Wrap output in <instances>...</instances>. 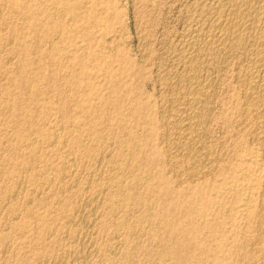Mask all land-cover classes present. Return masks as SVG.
Returning a JSON list of instances; mask_svg holds the SVG:
<instances>
[{
    "label": "rangeland",
    "instance_id": "1",
    "mask_svg": "<svg viewBox=\"0 0 264 264\" xmlns=\"http://www.w3.org/2000/svg\"><path fill=\"white\" fill-rule=\"evenodd\" d=\"M29 1L30 0H28V1L27 0H15L14 6L17 5V7H13V9H12V11L15 14H13V15L10 14L9 17L12 16L10 18L6 15L5 19H8V20L10 19V21L5 20L1 24L2 26L5 25L4 27H1V25H0V29H1L0 30L1 31L0 37L2 38V40L0 38V41L2 42V43L0 42V44H2V45H0V50L2 52L3 51H5V52L9 51L8 53L11 52V55L7 54V52H6L7 55L4 53V55H5L4 56L3 54H1L2 52L0 51V57H2V58H0V60H5V58L8 55H10L9 57H7L6 61H4V62L0 61L1 62L0 63V70H1L0 75H2V76H0V80L2 81V78L5 76L3 78V81L2 82L0 81V85L2 86V87L0 86V92H4L7 99L9 98L10 100L9 99L8 100L11 101V102H9L8 100H7V102L6 101L2 102V100L0 101L1 102L0 108H2V109H0V118H1L0 119V126H1L0 131H2V132H0V137H1L0 138V159L2 161H4V159H5V161L9 160L8 162H3L7 165L3 164L0 161L1 162L0 163V169H1L0 170V181H1L0 182V209H1L0 210V261H5V262H3L4 264L5 263L8 264L7 261L9 262V264H17V261H20V259L23 258V261L22 260L20 261L21 263H23L24 258H27L26 253L28 251H31L32 249L33 250L31 251L32 252L31 255L32 254L35 255L36 253H39V251H41V253H42L45 250L44 247L47 245L48 246L46 249L50 248V249L57 250L58 248L60 249L62 246H64V248H65L64 240L62 239V241L64 242L63 243L61 241V239L58 238V236H61L62 238H64L65 233H64L63 229L67 225L68 227L71 226L72 231L75 228H77V229L79 228V230H81V231L83 230L82 232L84 234H82V235H84L86 238L84 236H82V239L85 238L87 240V242L88 241L90 242V240H91V241L95 242V247L97 246L96 248L100 247L98 249V251H99L100 255L102 254V256H100V255L99 256L102 257L100 259H102V261H104L103 262L104 264H106V263L110 264L112 262H113V264H121V263L125 264L127 262L128 263L130 262L131 264L132 263L133 264H175V263L176 264H253L254 262H255V264H262L263 259L259 260L258 255L252 254V253H254L252 251V248H251V246H253V245H249V244H251L253 242V241H250V239L252 240V238H253L252 236H254L257 233V230H256L257 228L253 229V227H256L258 224V219H257L258 215L257 214H259V213H257V209L260 210L263 208V203H262L263 196H261V194H263L262 192H264V190H263L264 189V148H263L264 147V133H262L264 128L261 124L259 126V123L257 124L253 120L251 114L246 115L247 117L243 118V116L245 114H243L244 111H243V107L241 106L242 105L241 87L238 86L239 84L236 83L237 79H238L237 78L238 73L241 71L240 68L242 67V65L244 63V57H243V54L241 52H238V51L236 52V50H235L232 52L230 51L231 53H229V49H225L226 51L224 50V52L220 53L223 56L221 55L222 57H220V54H219L217 56V58L215 59L216 61L214 60L216 62V64H215V62H213V64H212L213 66H211L210 70L206 73L208 75V77H207L208 81L211 84V85H209L210 87L208 88V93H207V94H209L208 99H207V101H208V116H209L208 120L209 121H207L206 123L199 124L197 126L198 131H196V129H195L193 134H191L190 136H183L184 139H180L178 142L175 141L176 140L175 138H172V139H174L173 144H175V142H177L181 146V148L183 147L182 151L180 150L181 154L184 151V153L182 155L187 154V156H188L189 154H191L188 157H186V155H185L187 161H185L184 163H179V162L177 163L175 160L173 161V159L169 158L168 155L165 156V154H168V153H166L168 151H165L166 150L165 147L168 148L167 147V140H166L167 135H166V131H165L167 127L164 125L165 123H163V122H165V120L167 118H170V119L175 118V117H173V114H172L173 111L171 110L174 107L170 106V105H173L170 100L173 97L172 96L173 91H174L173 88H175V87L177 88V86H178V88L181 89L180 84H177V86H176L174 82H172L171 80H170L171 81L170 82L168 80V77H169L168 74L166 75L167 70H168L167 68L170 64L169 54L177 48V42L179 43L178 40L182 38V34L184 35V32L186 31L188 25L191 23L190 25L192 27L194 26L195 20L191 19V15L195 16L194 18L197 20L198 19L197 13H199L200 7L201 8L204 7V9H206V10L208 9L207 12L210 13L212 11L210 9V7L215 5L214 4L215 1L214 0H208V1L207 0H106V2H105V0L104 1L103 0H87V1L85 0V2H84V0H79V1L77 0L78 2L77 1L75 2L74 0H71V1L68 0L69 3L71 2L72 5H70L67 0H59L60 2L58 0H55L54 2H53V0H47L50 2H46V0H43L45 3H43L42 0H32L31 2H29ZM33 1H35V2L33 3ZM63 1H65V2H63ZM188 1H191L193 3H191V2L189 3ZM211 1H213L211 3L212 5L210 4ZM66 2H67V4L64 5V3H66ZM79 2L82 4L80 5ZM86 2L87 3L90 2L89 3L90 5L89 4L87 5ZM73 3H75V4H73ZM77 3L80 5V7H82L81 9ZM44 4H46L48 6L51 5V7H49V9H48V7H44L45 6ZM55 4L58 6H56ZM73 5H75L74 6L75 9L71 8V6H73ZM82 5H84V6L86 5V6L84 7ZM193 6L197 7V8H194L195 11L199 8L197 10L198 12L196 11V15L192 14V13H190L188 15L187 10L189 9V7L191 8ZM54 7L56 9L57 8L59 9V10L57 9L59 11V15L57 14L58 11ZM87 7L89 8V10ZM50 8H54L57 12L53 13V12H55V10L53 9V12H52V10ZM76 8H78V10L79 9L80 10L78 11V10H76ZM15 9L18 10V11L16 10L18 13L15 11ZM38 10H39V12H38ZM40 10H42L43 13ZM45 11H46V13H45ZM62 11H66V12L68 11V13L62 12ZM74 11H75V13H74ZM83 11H84V13L82 14ZM105 11H106V13H105ZM76 12L81 13L83 16L79 13H76ZM207 12L205 13V16L203 17L205 19L207 16ZM33 13H35V14L32 15ZM49 13H51V14H49ZM212 13L214 14V11H212ZM37 14L40 16H38ZM41 14H44L45 16L42 15L43 17H41ZM53 14L55 16L56 15L57 16L56 17L52 16ZM60 14H62L63 16L61 17ZM77 14H79V15H77ZM17 15L18 16L22 15L23 18L18 17ZM13 16H14V18H13ZM31 16H33V17H31ZM35 16H37V17H35ZM48 16L50 17V19H48ZM16 17H17L16 21L22 22V20H23V22L22 23L21 22L15 23ZM38 17H39V19H38ZM45 17H46V19H45ZM86 17H87V19H86ZM91 17H93V18H91ZM11 18H13L12 20H13L14 24L11 23L12 22ZM20 18H21V20H20ZM24 18L27 19V21ZM31 18L33 20H31ZM54 18H56V19H54ZM57 18L59 20L60 19L61 20L59 21ZM78 18H80V19H78ZM34 19L36 20V24H35ZM41 19L42 20L44 19V21H43L44 23L42 22ZM24 20H25V22H24ZM51 20H52V22H51ZM55 20H58L60 22V24H59V22L55 23L56 22ZM62 20H63V23H62ZM28 21H29V24L25 25V23H28ZM46 21H48L49 24H46L47 23ZM94 21H96V22H94ZM9 22H10V24H9ZM53 22H54V24L51 25ZM91 22L94 23L95 25L93 26ZM39 23H41V24L43 23L42 24L43 26ZM84 23H86L85 24L86 26L84 25ZM22 24L25 27H22L23 26ZM87 24H88V26H87ZM19 25H22V26H19ZM27 25H29V26L27 27ZM34 25H35V27H34ZM36 25H38L37 27L39 29L36 28ZM45 25L46 26L50 25V29L52 30V32H51L52 34L49 32V31H51L49 28L44 27ZM58 26H60V27L62 26V28H60ZM5 27H7L9 29H7ZM15 27H19V28H15ZM82 27H84V29L88 28V30L84 31V29ZM90 27H92V29ZM2 28H3V30H2ZM5 29L11 33H14V35L16 33L15 37L13 34H12L13 37L11 34H8L9 32L6 31ZM11 29H12V31H11ZM18 29L21 30V32H19ZM23 29H25V30H23ZM26 29H27V31H26ZM31 29H32V31H31ZM28 30H30V31H28ZM45 30H49V31H45ZM60 30L63 31L64 33L63 32L60 33ZM16 31L19 32L20 34H18ZM38 31H40L41 33H39ZM43 31H45V34L48 33L49 35H54L53 37L56 38L57 42H55L56 40L52 37L50 39V36L45 37L47 35H45L44 33L42 34ZM57 31H59V32L57 33ZM34 32L35 33L37 32L38 34L37 33L35 34ZM6 33H7V36H5ZM59 33L61 34V36ZM25 35H27V36H25ZM35 35H36V37H35ZM39 35H41V37L44 39L39 37ZM58 35L60 36V38H58L59 37ZM90 35H91V37H90ZM21 37H25V38L21 39ZM27 38H29L28 40L30 42L29 41L25 42V40H27ZM39 38L42 41L44 40V42L47 41V43H49V44H46V43H43L42 41H39ZM3 39H5V40H3ZM9 40H10V42H9ZM34 41H36V43ZM39 42H41L43 44H41ZM12 43H15V44L12 45ZM17 43L18 44L21 43L20 46H22V48L19 45H16ZM26 43H27V46H29L28 48L26 46ZM37 43H38V46H37ZM54 43H55V45L57 44L56 46H58V45L59 46L56 47L54 45ZM59 43L62 45H60ZM49 45H52V46L49 47ZM6 46H8L10 48V50H8L9 48H6ZM15 46H17V48ZM51 47H52V50H50ZM55 47L60 51H58ZM5 48H6V50H4ZM13 48H16L15 51L17 52V54H16V52L13 53V51H14ZM31 48H32V51H31ZM37 48L38 49L40 48V49L38 50ZM22 49H23V51H26L27 53H28V51H30V52L25 56L26 52H25V54L23 52H21ZM36 49L40 52H38ZM54 49L56 50V52ZM34 51H35V53H34ZM52 51H54V52H52ZM32 52L34 53L35 56H33ZM50 52L52 53V57H49V56H51ZM44 53H46V55H44ZM54 53L56 54L57 57L54 55ZM36 54H37V56H36ZM18 55H19V57L21 56V58H18V59L15 58V57H18ZM22 55L24 56V58ZM53 55L56 58V60L53 59ZM45 56H46V58L43 59V57H45ZM26 57H28V58H26ZM38 57L40 58V61H39ZM33 58H34L36 63L38 62L37 63L38 65H36ZM51 58L53 59V62H54V60H55V62L60 60V62H56L57 64L59 63L58 64L59 66L56 63H53V64H50L51 67H48L47 64L50 61H51L50 63H52ZM27 59H29V61ZM23 60H25V62H27V63L29 62V64L32 63V66H33V63H35L34 65L37 67H32L30 65L29 67H25L23 69V66H22V62H24ZM242 61H243V63H242ZM5 62H7V63H5ZM18 62H21V63L18 64ZM8 63H9V65H11L10 67H9ZM5 64H7L6 65L7 67L5 66ZM14 64H16L18 66L21 65V66L18 67ZM55 64L58 67L57 66L55 67ZM122 65H123V68H121ZM1 67H4L6 69H4V68L2 69ZM11 67L12 68L14 67V68L12 69ZM21 67H22V69H21ZM31 68L34 71L30 72L29 70H31ZM33 68H36V69H33ZM42 68H44V69H42ZM48 68H51L52 73H53V69L57 70V72L55 73V71H54V74L50 75L51 72H50V69H48ZM18 69L21 72H19ZM124 69H126V70H124ZM131 69H132V71H131ZM3 70H5V72L6 71H9V72H7L5 74V72ZM23 71L26 73L30 72L31 74L33 72V75H37V77H39V78L42 77V73H45V77L40 78L42 80H39V82L40 81L41 82L40 83L37 82L38 83L37 84L36 82H33L35 80L25 77V73ZM81 71L84 72L85 76H84V74H82L83 72H81ZM48 72H49V74H48ZM124 72L126 74H124ZM9 73H12V76H10L11 74H9ZM20 73H22V74H20ZM75 73H76V75H74ZM121 73H122V76L116 77L117 75H121ZM3 74H5V75L3 76ZM17 75L19 76L20 79L18 78ZM46 75H48V76L50 75V76L48 77ZM77 75H78V79H79L78 82H75L77 84H70L69 85V84L65 83L66 81H67V83H73V81L77 80V78H76ZM127 76H129V77H127ZM204 76L206 77V75H204ZM9 77L10 78L12 77V78L10 79ZM14 77L16 78L15 80L13 79ZM22 77H23V79L26 78L25 80H27V81L24 82V80H22ZM54 77H56V78H54ZM74 77L76 80L74 79ZM51 78L55 79V80L53 79L54 82L52 81ZM115 78H117V79H115ZM48 79H50L51 81L49 82ZM65 79H67V80H65ZM114 79H115V81H114V83H112ZM4 80H6V81L4 82ZM31 80H33V81H31ZM64 80H65V82H64ZM9 81L12 83H10ZM18 81H20V82H18ZM79 81H80V83H79ZM23 82H24L25 86H24ZM63 82L65 83V85H63L64 84ZM2 83L4 85L9 83L8 86L10 85L11 88L8 87L7 85H5L7 87H4V85ZM19 83H21V85ZM26 83H28V84H26ZM13 84H15V85H13ZM39 84L40 85L42 84V86H40ZM59 84H61L63 86H60ZM185 84H186V82H185ZM27 85H28V87H27ZM30 85H32V87ZM43 85H45V87L47 86L46 88L47 89L49 88V91L47 89H44L45 87ZM48 85L49 86L51 85L53 88L51 86L49 87ZM66 85H68L69 87ZM119 85L122 86L123 89H121L122 87H120ZM22 86L25 88H23ZM59 86L62 87L63 91L65 90V93L68 94V97H66L67 95L64 94L65 98H63V96H64L62 94L63 91L61 90V88H59ZM15 87H16V89H15ZM39 87H40V89H39ZM54 87H56L57 90ZM63 87H64V89H63ZM129 87H130V89H129ZM31 88H33V89H31ZM116 88L123 91V92L120 91L121 93L117 92V94H116L115 91H119V90H116ZM4 89L5 90L11 89V90L5 92ZM17 89L20 90L21 92L20 91L18 92ZM35 89H36V91H35ZM67 89H69V90H67ZM124 89H125V91H124ZM127 89H129V90H127ZM15 90H17V91H15ZM28 90H30L29 92H31L32 94L34 91L37 93V99L36 100L30 99L32 97V94H30L28 92ZM45 90H47V91H45ZM71 90H72V92H71ZM11 91H14V92H11ZM171 91H172V93H171ZM17 92H18V94H17ZM41 92L44 94L41 95L42 94ZM48 92H50V93L48 94ZM8 93H10V94H8ZM21 93L23 94L22 99H21V95H22ZM58 93H59V95H58ZM38 94H40L41 96H38ZM56 94L58 96H56ZM60 94H62L63 96ZM112 94H116V98ZM1 96H4L3 93H0V98H1ZM18 96H20V97H18ZM59 96H60L61 101H60V99H57V98H59ZM41 97H42V99H41ZM15 98H17V99H15ZM18 99L21 100L22 102H23V100H25L24 103L26 105L27 104L28 105L30 104L31 106L33 105L32 107L29 105L31 107V109H33V110L29 109L30 107L28 106L29 111L30 110L32 111V112L30 111L32 113L31 118H33L35 116L38 117L39 116V115H37L38 111H39L38 114H40L42 111V113H44V115L41 113L42 115L40 114L41 116L38 117L39 120H38V118L35 117V118H33V120L31 119L29 121V122L32 121V123H27L28 121H27L26 115L29 114L30 112L27 113L28 109L24 103L21 104V101H20L21 106L20 105L18 106V103H19ZM38 99L39 100L41 99V100L39 101ZM26 100H27V102H26ZM31 100H32V104H31ZM64 100H67V101H64ZM5 102H6V104H5ZM33 102H34V104H33ZM43 102L46 104V105L44 104V106H47V107L49 106L48 107L49 109L47 107H45V109H47L48 112L44 109V106L42 105ZM2 103H4V104H2ZM35 103H37L36 106H35ZM65 104L68 105V107ZM104 104H106V105H104ZM119 104H121V105L119 106ZM7 106H8V109L9 108L11 109V110L9 109L11 112H8V109H5V108H7ZM34 106H35V108H34ZM117 106H118V108H117ZM134 106L136 109L134 108ZM18 107H20V108L23 107L22 108L23 112L20 111V109ZM129 107H131L133 109H131ZM239 107H240V109H239ZM63 108H65V109H63ZM169 108H171V109H169ZM3 109H4V111H3ZM35 110H37V111H35ZM101 110H103V111H101ZM163 110L167 111L166 114H164V115H163V113H164ZM240 110L242 112H240ZM60 111H62V112L60 113ZM17 112H18V115H17ZM34 112H36V113L33 116ZM9 113H11V114L9 115ZM161 113H162V115H161ZM22 114H26V115L22 116ZM13 115H15V116H13ZM59 115H60V118H59ZM17 116L18 117L21 116V118L23 117L22 119L19 118L21 123L18 121V124H17V120H16ZM44 116H45V118H44ZM69 116L71 117L70 120H69V118H70ZM164 116H167V117H164ZM46 117L47 118L49 117V118L47 119ZM66 117H68V119ZM72 118L73 119L75 118V119L72 120ZM248 118H250V119L248 120ZM12 119H13V121H12ZM35 119H36V122H35ZM43 119H45L46 122ZM241 119L243 120L244 123L241 122ZM245 119L247 120V122ZM21 120L22 121L24 120V121L22 122ZM62 120H63V122H61ZM71 120H72V122L75 121V122H73L74 123L73 127L71 124L70 125L68 124L69 121H71ZM11 121L13 124H11ZM171 121L173 123V120H171ZM250 121H251V123H250ZM253 121L255 124L254 126L252 123ZM49 122H50V124H49ZM22 123H24V124H22ZM35 123H38V126ZM247 123H248V125H247ZM21 124L24 125V127ZM155 124H156V126H155ZM43 125L44 126L46 125L47 127H44ZM49 125H51L50 127H53V128H51L52 130L49 128ZM78 125H79V127H80V125L81 126L83 125V127H80V130H82V131H76L77 128L79 130ZM244 125L246 127L249 126L248 127L249 129L245 132H244V129H247V128ZM250 125H251V127H250ZM27 126H28V130H26ZM39 126H41L40 128L44 127L43 129H45V130L47 128H48L47 129L48 131L51 130V133L54 135V138H55L54 139L55 142L52 145H51V143L43 140V138H41L42 137L41 135L39 137L38 132H36L37 129H39ZM255 126H257V127H255ZM90 127H91V130H90ZM13 128H14V130H16L15 131L16 134L14 133ZM24 128H25V130H24ZM95 128L97 131L95 130ZM250 128L252 130L251 132H249ZM255 129L256 130L261 129L260 132L258 131L259 134L261 133V135H259L258 132H254ZM29 130H32V132H30ZM69 130H70V132H69ZM72 130H73V132L74 131H76V132L73 133ZM129 130H131V131H129ZM162 130H164L165 134L163 133ZM20 131H22V132L20 133ZM24 131H26V132L29 131L28 136L31 135L30 136L31 138L27 136L26 132H25L26 135H24ZM3 132L5 133V135ZM67 132H69V133L67 134ZM149 132H151V133H149ZM22 133H23V135H22ZM76 133H78L80 135H78ZM251 133H252V135H251ZM245 134H247V135H245ZM254 134H257V135H254ZM64 135L66 137L68 136L67 139H68V141L70 140L69 142L67 141V139ZM199 135H201V136H199ZM18 136H20V137H18ZM24 136H26L27 139L29 138L28 139L29 141L26 138L25 139L27 141L25 139H23ZM58 136H59V138H57ZM97 136H99L101 139H99V137H97ZM261 136L263 137V139ZM90 137H91V139H90ZM161 137H162V139L160 140ZM196 137H198V138H196ZM79 138H82V139H79ZM117 138H122V139H117ZM188 138L190 140H187ZM20 139L23 140L22 143H21ZM57 139L58 140L60 139L58 142L61 141V143H59L60 146L58 145ZM75 139L80 140V144H82V146L85 149L82 150L81 149L82 147H80L81 146L80 144H79L80 146H75V148L77 147L75 149L73 147L74 146L73 143L76 141ZM254 139H256V140H254ZM5 140H7V141H5ZM81 140H82V143H81ZM42 141H43V143H42ZM65 141L69 145H67L65 143ZM71 141L72 142L74 141V142L71 143ZM6 142H7V144H6ZM123 142H124V144L121 145V147H119L120 144H122ZM28 143H30V144L27 145ZM164 143H165V145H164ZM177 143L175 145H178ZM190 143L193 144L194 146H192ZM10 144H11V146L9 147ZM72 144H73V146H72ZM33 145L34 146L37 145L38 147L37 146L36 147L38 149L36 147H33ZM70 145H71V147H69ZM88 145H89V147H88ZM262 145H263V147H262ZM28 146H31V148L29 147L31 151H29ZM92 146L94 149L92 148L93 150L92 149L90 150L89 148H91ZM68 147L70 149H68ZM184 147H185V150H184ZM188 147H190V148L187 149ZM16 148L19 151H17ZM34 148H36V149H34ZM191 148H192L193 152L191 151ZM32 149L34 151H32ZM121 149L123 152L121 151ZM136 149H137V151H136ZM14 150L17 151L16 152L17 155L15 154ZM36 150H37V152H36ZM81 150H82V152L84 151L85 154H84V152L82 153ZM86 150H87V152H86ZM27 151H29V152H27ZM91 151H93L92 154L90 153ZM38 152L42 155H39ZM132 152H134L133 155H132ZM12 153H13V155H12ZM34 153L36 154V156L39 157L38 159ZM81 153L83 154V156L81 155ZM116 153L118 154V156H116L117 155ZM26 154H27V156H26ZM30 155H32L33 157H31ZM121 155H123L125 157H122ZM8 156L10 157V159H8L9 158ZM40 156H42L41 159H40ZM190 156H192V157L190 158ZM14 157L16 158L15 160H14ZM28 157L37 159L36 161H33V165L35 164L34 166L31 164L30 165L31 167H29L26 164L25 158L28 159ZM107 157H108V159H107ZM195 158H197V159H195ZM168 159H171V160H168ZM19 161H20V164H19ZM61 161H63V162H61ZM109 161H114V162H109ZM116 161H117V163H116ZM210 161H212V162H210ZM17 162H18V164H17ZM199 162H200V164H199ZM208 162H210V163H208ZM113 163H116V164H113ZM204 163L205 164L207 163L209 165L207 170H206L207 164L204 165ZM60 164H63V165L65 164L69 167V172H70L69 174L70 175L68 174L67 176L68 177L72 176L75 180L73 187L70 188L69 190L66 189V192L64 189L65 187L62 186L63 184L60 185L59 182H58L59 184L57 183V174H58V169H59L58 166ZM118 164L120 165V167ZM139 164H141V165H139ZM19 165H20V167H19ZM14 166H16V167H14ZM25 166H27V168ZM146 166H148V167H146ZM52 167H53V169H52ZM199 167H202V169L200 168L201 169L200 171H199ZM21 168H22V170H21ZM99 168H100V170H99ZM32 169L35 171H31V172L32 173L34 172L35 176L37 175L36 176L37 178L40 176L38 179L36 178V180H34V181L29 179V177L33 176L30 172V170H32ZM37 169H38V172H37ZM44 169L47 171L48 175H47V173H45L46 171ZM208 169H210V170H208ZM217 169H218V171H217ZM204 170H206L205 171L206 174L204 173V176H202V174H199V172H204ZM52 171H53V173H52ZM114 171H116V174L118 171L117 176H116V174H114ZM193 171L196 174L192 173ZM28 172H30V173H28ZM207 173H209V174H207ZM113 174H114V176H113ZM192 174H195V175H192ZM132 175L133 176L135 175V176L133 177ZM189 175L192 177H188ZM47 176H49L50 179ZM75 176H76V178H75ZM109 176H110V178H109ZM68 177H66L64 180L70 181V178H68ZM111 177L113 179H111ZM131 177H133V178H131ZM159 177H161V178H159ZM135 178H137V179H135ZM21 181H22V183H21ZM129 181H131V182H129ZM174 182H175V184H174ZM17 183H19L18 187H17V185H15ZM115 183H116V185H115ZM132 183H133V185H132ZM129 184H131V185H129ZM144 184H146V185H144ZM58 186H60V187H58ZM61 186H62V188H61ZM140 186H142V187H140ZM39 187H41V189ZM188 187H189V189H188ZM99 189H102V190H99ZM135 191H136V193H135ZM168 192H170V193H168ZM40 193H42V194H40ZM96 193H97V195H96ZM156 193H159V195ZM60 194H62V195H60ZM113 194H115V195H113ZM111 195H113V197ZM135 195H137V196H135ZM172 195H174V196H172ZM107 197H111V198L107 199ZM123 197H125V198H123ZM131 197H133V198H131ZM162 197L165 200L164 199L159 200ZM128 198H130V199H128ZM174 198H175V200H174ZM27 199H29V200H27ZM66 199H67V202H66ZM73 199H75V200H73ZM154 199L156 200V202L154 201ZM107 200H109V202ZM69 201L72 203H70ZM148 201L150 203H148ZM37 202H39V204ZM81 202H83V203H81ZM9 203H11V204H9ZM58 203L59 204L61 203V205H59ZM151 203H153V204H151ZM154 203H156L155 204L156 206H153ZM42 204L44 205V207ZM64 204L67 207L64 206ZM70 204H71V206H70ZM179 204H181V205L178 206ZM170 205H171V207H170ZM148 206H150L151 208H149ZM166 206H167V208H166ZM112 207H114V208H112ZM94 208H97L96 210L98 211L96 213L97 215H95L96 219L99 218L97 220L98 222L96 221V219H91V218H93L91 213H92ZM110 208H111V212H110ZM178 208H179V210H178ZM25 209H26V211H25ZM59 209L61 211H58ZM62 209H64L65 211ZM27 210L31 211L32 213L38 212V215L40 216V214H41V217L37 216V213H34V216H33V214L31 212H28ZM33 210H34V212H33ZM108 210H109V212H108ZM151 210H152V212H151ZM161 210H163V211H161ZM127 211H128V213H127ZM60 212H62V213L60 214ZM158 212H159V214H158ZM183 212H185L186 215ZM15 213H16V215H15ZM172 213H174V214H172ZM147 214L148 215L150 214L149 217ZM162 214H163L164 218L166 217L164 220H163ZM164 214H166V216ZM76 215L78 217L77 219H76ZM250 215L252 218L249 217ZM31 216H33V217H31ZM80 216L81 217L86 216V217L83 219ZM150 216H151V218H150ZM159 216H161V217H159ZM169 216H171V217H169ZM35 217H36V219H35ZM103 217H104V219H103ZM167 217L170 219H167ZM39 218L40 219L42 218L43 222L38 220L40 222L39 223L37 221V219H39ZM46 218H47V220H45ZM180 218H181V220H179ZM33 219H35V220H33ZM48 219H51V220L49 221ZM150 219H152L153 221H151ZM174 219H176V220H174ZM4 220H6V222H4ZM24 220H26V221H24ZM52 220H53V222H52ZM99 220L101 221V223H99L100 222ZM102 220L105 221L103 223V225H101L103 222ZM171 220H172V222H171ZM17 221H19V222H17ZM47 221L50 224H48ZM253 221H255V222H253ZM71 222L72 223L77 222V225H76V223L72 224ZM81 222L83 223V225ZM106 222H108V223H106ZM197 222H198V224H197ZM250 223L252 224V226ZM23 224H25V225H23ZM41 224H43V226H41ZM53 224L55 225L56 229L54 227H53L54 229L52 228V226H54ZM113 224H115V225H113ZM164 224H165V226H164ZM171 224H174V225H171ZM9 225H10V227H9ZM21 225H23V226H21ZM37 225H38V227H37ZM49 225H50L51 229H50ZM72 225H73V227H72ZM74 225H75V227H74ZM168 225L169 226L171 225L170 228ZM40 226H41V228L39 229ZM109 226H110V228H112L111 230L108 229ZM155 226L157 228H155ZM172 226L174 227L173 229H172ZM178 226H179V228H178ZM18 227L22 231L20 229H18ZM83 227H84V229H83ZM99 227H101V228H99ZM124 228H126V229H124ZM143 228H144V230H143ZM154 228H155V230H154ZM160 228L162 231L160 230ZM166 228L169 232L166 230ZM24 229L26 231H24ZM163 229H164V231H163ZM171 229H172V231H170ZM37 230H39L41 233H37ZM54 230L56 231V233L53 232ZM60 230H63V232L61 233ZM96 230H98V231H96ZM175 230H178V231H175ZM180 230H181V233H180ZM245 230H246V232H245ZM42 231L43 232L45 231V232L43 233ZM57 231L59 233H61V235ZM103 231H105V232H103ZM153 231H155V232H153ZM89 232H90V234H88ZM252 232H253V235H252ZM42 233L44 235H42ZM54 233L56 234L58 239L54 238V236H55ZM167 233H168V235H167ZM38 234H41L42 236H40ZM62 235H64V236H62ZM24 236H25V238H24ZM37 236H39V237L37 238ZM5 237H7V238L5 239ZM41 237L43 238V242L41 240L42 239ZM119 237H120V239H119ZM172 237H173V239H172ZM175 237H176V239H175ZM36 238H37V240H36ZM168 239L171 240L172 242H169ZM39 240L42 244L39 242ZM73 240H70L71 247L75 244ZM184 240H187V242L188 241L190 242L189 243L190 245L188 247H185L182 245V243L186 242ZM2 241H4V242H2ZM36 241H37V243H36ZM104 241L106 242L105 244L107 245V247L104 244ZM177 241H180V242L176 243ZM245 241L246 242L248 241L247 246L244 245ZM193 242L195 244H193ZM52 243H53V245H52ZM54 243H58V244L60 243V245H58L60 247H57V244L54 245ZM161 243L162 244L166 243V244L162 245ZM172 243H174L175 245L174 244L172 245ZM49 244H50V246H49ZM179 244H181V245H179ZM199 244H200V246H198ZM202 244H204V245H202ZM137 245H138V247H137ZM177 245H179V246H177ZM102 246H104V248ZM36 247H37V249H36ZM152 247H153V249H152ZM159 247L163 250V252L161 249L157 250ZM192 247H194V248H192ZM18 248H19V250H18ZM40 248H41V250H40ZM167 248H169L170 250ZM191 248H192V250H190ZM38 249H39V251H38ZM104 249H105V251H104ZM143 249L145 251H143ZM154 249H156L155 251L156 252L158 251V252L157 253L154 252ZM171 249L172 250L174 249V250L171 251ZM178 249H180V251H178ZM100 251L103 253H101ZM152 251L154 254L152 253ZM250 251H251V253H250ZM165 252L167 253V255ZM191 252H192V254H191ZM8 254H9V256H8ZM151 254H153L154 256ZM155 254H157V256L160 254L159 258L156 257ZM103 255H105V257ZM111 255H112V257L114 255V257L112 258ZM115 255H117V257H119V258L115 257ZM161 255H162V257L165 256V258L160 259ZM241 255H243V256H241ZM253 255H254V257H253ZM1 256L2 257L4 256V258H2ZM134 256L135 257L137 256V257L134 258ZM5 257H7L8 259H5ZM106 257L108 259V262H107ZM125 257H127L126 260H125ZM104 258L106 261L104 260ZM114 258H115V260H114ZM241 258H242V261L244 263L241 261ZM127 259H130V261ZM164 259L167 262H165ZM245 259H248V260H245ZM249 259H251V260H249ZM252 260H255V261L251 262ZM161 261H162V263H161ZM173 261H174V263H173ZM240 261H241V263H240ZM258 262H260V263H258Z\"/></svg>",
    "mask_w": 264,
    "mask_h": 264
},
{
    "label": "bare ground",
    "instance_id": "2",
    "mask_svg": "<svg viewBox=\"0 0 264 264\" xmlns=\"http://www.w3.org/2000/svg\"><path fill=\"white\" fill-rule=\"evenodd\" d=\"M28 1V0H27ZM32 0H30L29 2H31ZM43 1V0H42ZM55 0H53V2H54ZM59 1V0H58ZM57 1V2H58ZM68 1V0H67ZM69 1H71V0H69ZM69 1H68V3H69ZM75 2L77 1V0H74ZM73 1V2H74ZM79 1V0H78ZM77 1V2H78ZM87 1V0H86ZM104 1V0H103ZM208 1V0H207ZM215 1V5L214 6H212V7H210V9L212 10V11H214V14L212 13V11L210 12V13H208L207 11H208V9L206 10V9H204V7L203 8H201L200 6V11H199V13H197L198 14V19L196 20L194 17L195 16H192L191 15V19H194L195 20V24H194V26L192 27L190 24L188 25V27H187V29H186V31L184 32V35L182 34V38L181 39H179L178 41H179V43L177 42V48L174 50V51H172L170 54H169V56H170V64H169V66H168V70H167V73H166V75L168 74V80L170 81H172V82H174L175 83V85L177 86V84H180V88L181 89H179L178 88V86H177V88L175 87V88H173L174 89V91H173V94H172V99L170 100L171 101V103L173 104V105H170V106H172V107H174L173 109H171V108H169V109H171L172 111H173V117H175V118H173V119H170V118H167L166 120H165V122H163V123H165L164 125L167 127L166 128V135H167V147L168 148H166L165 147V151H168V152H166V153H168V154H165V156H167L168 155V157L169 158H171V159H173V161L175 160L177 163L179 162V163H184L185 161H187V159H186V157H188L189 155H191V154H189L188 156H187V154H184V155H182L183 153H184V151L182 152V154H181V151H182V148H181V146L177 143L180 139H184L183 138V136H190L191 134H193V132L195 131V129H196V131H198L197 130V126L199 125V124H202V123H206L207 121H209L208 120V101H207V99H208V95L209 94H207L208 93V88L210 87L209 85H211L210 83H209V81H208V75L206 74L209 70H210V67L211 66H213L212 64H213V62H215L216 60V58H217V56L220 54V53H222V52H224V50L225 49H229V53H231L232 51H235L236 50V52L238 51V52H241L242 54H243V57H244V63H243V61H242V63H243V65H242V67L240 68L241 69V71L238 73V79H237V84H239L238 86H240L241 87V97H242V107H243V114H245L244 116H243V118L245 117H247L246 115H250L251 114V116H252V118H253V120L258 124L259 123V126H260V124L263 126V128H264V0H214ZM15 2V0H0V25L5 21V20H8V19H5V16L7 15L8 17H9V15L10 14H15L13 11H12V9H13V7H17V5L16 6H14V3ZM35 1H33V3H34ZM41 2V1H40ZM46 2H50V1H47L46 0ZM60 2V1H59ZM62 2V1H61ZM63 2H65V1H63ZM82 2V1H81ZM84 2H85V0H84ZM105 2H106V0H105ZM189 3L191 2V1H188ZM213 1H211L210 2V4L212 3ZM39 3V2H38ZM43 3H45L44 1H43ZM80 3V2H79ZM87 3V2H86ZM90 2H88L87 3V5L89 4ZM191 3H193V2H191ZM50 4V3H49ZM52 4V3H51ZM60 4V3H59ZM65 4H67V2L66 3H64V5ZM70 5H72L71 4V2L69 3ZM73 4H75V3H73ZM78 4V3H77ZM82 3H80V5H81ZM195 4V3H194ZM207 4V3H206ZM23 5V4H22ZM41 5V4H40ZM45 6L44 7H48V9H49V7H51V5L50 6H48V5H46V4H44ZM56 5V4H55ZM79 5V4H78ZM77 5V6H78ZM80 5H79V7H80ZM90 5V4H89ZM94 5V4H93ZM99 5V4H98ZM205 5V4H204ZM212 5V4H211ZM210 5V6H211ZM34 6V5H33ZM56 6H58V5H56ZM60 6V5H59ZM68 6V5H67ZM75 5H73V6H71V8H74L75 9V7H74ZM82 6H84V5H82ZM86 6V5H85ZM84 6V7H85ZM197 6V5H196ZM203 6V5H202ZM26 7V6H25ZM32 7V6H31ZM42 7V6H41ZM66 7V6H65ZM83 7V8H84ZM114 7V6H113ZM55 8V7H54ZM54 8H50L51 10H52V12H53V9ZM82 7H80V9H81ZM88 8V7H87ZM194 8H197V7H195V6H193V7H189V9L187 10V12H188V15L190 14V13H192V14H195L196 15V11L199 9H197L196 11L194 10ZM32 9V8H31ZM56 9V8H55ZM54 9V10H55ZM58 9V8H57ZM56 9V10H57ZM70 9V8H69ZM79 9V10H80ZM17 9H15V11H16ZM24 10V9H23ZM22 10V11H23ZM26 10V9H25ZM45 10V9H44ZM50 10V11H51ZM55 10V12H53V13H56L57 11ZM63 10V9H62ZM66 10V9H65ZM76 10H78V8H76ZM75 10V11H76ZM78 10V11H79ZM88 10H89V8H88ZM99 10V9H98ZM18 11V10H17ZM16 11V12H17ZM28 11V10H27ZM42 13H43V11L42 10H40ZM61 11V10H60ZM70 11V10H69ZM75 11H74V13H75ZM86 11V10H85ZM107 11V10H106ZM106 11H105V13H106ZM13 12V13H12ZM38 12H39V10H38ZM40 12V13H41ZM48 12V11H47ZM62 12H66V11H62ZM198 12V11H197ZM207 12V16H206V19L205 18H203L204 16H205V13ZM18 13V12H17ZM21 13V12H20ZM45 13H46V11H45ZM44 13V14H45ZM61 13V12H60ZM66 13H68V11L66 12ZM76 13H79V12H76ZM84 13V11L82 12V14ZM213 15H212V14ZM35 13H33L32 15H34ZM44 14H41V17H43L42 15H44ZM49 14H51V13H49ZM57 14L59 15V11L57 12ZM65 14V13H64ZM79 14H81V13H79ZM79 14H77V15H79ZM81 14V15H82ZM210 14V15H209ZM38 15V14H37ZM46 15V14H45ZM44 15V16H45ZM76 15V14H75ZM88 15V14H87ZM86 15V16H87ZM104 15V14H103ZM187 15V16H188ZM15 16V15H14ZM14 16H13V18H14ZM18 16V15H17ZM38 16H40V15H38ZM51 16V15H50ZM52 16H55L54 14L52 15ZM57 16V15H56ZM55 16V17H56ZM60 16L62 17L63 15L62 14H60ZM83 16V15H82ZM92 16V15H91ZM96 16V15H95ZM100 16V15H99ZM98 16V17H99ZM10 17H12V16H10ZM9 17V18H10ZM18 17H22V15L20 16H18ZM27 17V16H26ZM31 17H33V16H31ZM35 17H37V16H35ZM47 17V16H46ZM46 17H45V19H46ZM59 17V16H58ZM60 17V18H61ZM78 17V16H77ZM76 17V18H77ZM85 17V16H84ZM13 18H11V20L13 19ZM23 18V17H22ZM29 18V17H28ZM75 18V19H76ZM89 18V17H88ZM91 18H93V17H91ZM25 19V18H24ZM38 19H39V17H38ZM48 19H50V17L48 16ZM53 19V18H52ZM54 19H56V18H54ZM58 19V18H57ZM62 19V18H61ZM60 19V20H61ZM73 19V18H72ZM78 19H80V18H78ZM86 19H87V17H86ZM95 19V18H94ZM188 19V18H187ZM17 20V17L15 18V21ZM20 20H21V18H20ZM26 21H27V19H25ZM25 20H24V22H25ZM31 20H33L32 18H31ZM35 20V19H34ZM42 20V19H41ZM59 20V19H58ZM58 20H55L56 22L55 23H57V22H59ZM98 20V19H97ZM190 20V19H189ZM188 20V21H189ZM8 21H10V19L8 20ZM30 21V20H29ZM29 21H28V23H25V25L26 24H29ZM40 21V20H39ZM44 21V19L42 20V22ZM101 21V20H100ZM191 21V20H190ZM17 22H19V21H16L15 23H17ZM21 22V21H20ZM19 22V23H20ZM22 22H23V20H22ZM21 22V23H22ZM47 23L46 24H49L48 23V21H46ZM51 22H52V20H51ZM50 22V23H51ZM94 22H96V21H94ZM192 22V21H191ZM12 24H14L13 23V20H12V22H11ZM44 23V22H43ZM42 23V24H43ZM62 23H63V20H62ZM61 23V24H62ZM77 23V22H76ZM79 23V22H78ZM88 23V22H87ZM92 23V22H91ZM101 23V22H100ZM9 24H10V22H9ZM8 24V25H9ZM35 24H36V20H35ZM39 24H41V23H39ZM38 24V25H39ZM41 24V25H42ZM54 24V22L51 24V25H53ZM59 24H60V22H59ZM74 24V23H73ZM81 24V23H80ZM86 23H84V25H85ZM4 25V24H3ZM7 25V24H6ZM17 25V24H16ZM23 25V24H22ZM22 25H19V26H22ZM38 25H36V28L37 29H39L37 26ZM57 25V24H56ZM92 25L94 26L95 24L94 23H92ZM98 25V24H97ZM5 26V25H4ZM4 26H2L1 25V27H4ZM13 26V25H12ZM29 25H27V27H28ZM43 26V25H42ZM86 26V25H85ZM87 26H88V24H87ZM92 26V27H93ZM9 27V26H8ZM22 27H25L24 25L22 26ZM26 27V28H27ZM34 27H35V25H34ZM44 27H47V28H49L50 29V25H48V26H44ZM53 27V26H52ZM58 27H60V26H58ZM92 27H90L91 29H92ZM5 28H7V27H5ZM15 28H19V27H15ZM14 28V29H15ZM42 28V27H41ZM46 28V29H47ZM60 28H62V26L60 27ZM83 29H84V27H82ZM7 29H9V28H7ZM21 29V28H20ZM34 29V28H33ZM43 29V28H42ZM55 29V28H54ZM53 29V30H54ZM94 29V28H93ZM96 29V28H95ZM1 30V29H0ZM2 30H3V28H2ZM6 30V29H5ZM4 30V31H5ZM16 30V29H15ZM14 30V31H15ZM19 30V29H18ZM23 30H25V29H23ZM22 30V31H23ZM51 30V29H50ZM57 30V29H56ZM82 30V29H81ZM85 30H88V28L86 29H84V31ZM97 30V29H96ZM6 31H8V30H6ZM11 31H12V29H11ZM26 31H27V29H26ZM28 31H30V30H28ZM31 31H32V29H31ZM45 31H49V30H45ZM45 31H43L42 32V34L44 33L45 34ZM83 31V30H82ZM109 31V30H108ZM1 32V31H0ZM9 32V31H8ZM17 32V31H16ZM19 32H21V30H19ZM19 32H17L18 34H20ZM39 33H41L40 31H38ZM50 33L52 32V30L51 31H49ZM59 31H57V33H58ZM61 32H63V31H61L60 30V33ZM35 33V32H34ZM37 33V32H36ZM35 33V34H36ZM56 33V32H55ZM59 33V34H60ZM64 33V32H63ZM8 34H13L14 35V33H11V32H9ZM17 34V35H18ZM23 34V33H22ZM38 34V33H37ZM52 34V33H51ZM13 35H12V37H13ZM15 35H16V33H15ZM15 35H14V37H15ZM45 35H47V36H45V37H48V36H50V39H51V37L52 38H54L53 36L54 35H49L48 33L47 34H45ZM56 35V34H55ZM92 35V34H91ZM91 35H90V37H91ZM5 36H7V33H6V35ZM22 36V35H21ZM25 36H27V35H25ZM32 36V35H31ZM59 36V35H58ZM60 36H61V34H60ZM60 36L58 37V38H60ZM84 36V35H83ZM3 37V36H2ZM29 37V36H28ZM35 37H36V35H35ZM38 37V36H37ZM39 37H41V35H39ZM44 37V36H43ZM88 37V36H87ZM1 38V37H0ZM9 38V37H8ZM7 38V39H8ZM22 38H25V37H21V39ZM42 38V37H41ZM29 38H27V40H25V42L26 41H29L28 40ZM42 39H44V38H42ZM55 40H56V38H54ZM53 39V40H54ZM89 39V38H88ZM1 40H2V38H1ZM3 40H5V39H3ZM59 40V39H58ZM61 40V39H60ZM66 40V39H65ZM7 41V40H6ZM18 41V40H17ZM16 41V42H17ZM37 41V40H36ZM36 41H34L35 43H36ZM39 41H42V40H40V38H39ZM143 41V40H142ZM1 42V41H0ZM9 42H10V40H9ZM15 42V43H16ZM23 42V41H22ZM21 42V43H22ZM30 42V41H29ZM28 42V43H29ZM38 42V41H37ZM43 43H46V44H49V43H47V41L46 42H44V40L42 41ZM51 42V41H50ZM55 42H57V40L55 41ZM62 42V41H61ZM60 42V43H61ZM89 42V41H88ZM176 42V41H175ZM2 43V42H1ZM7 43V42H6ZM15 43H12V45L13 44H15ZM19 43V42H18ZM16 44V45H19L20 46V44ZM39 43H41V42H39ZM43 43H41V44H43ZM59 43V44H60ZM4 44V43H3ZM40 44V45H41ZM176 44V43H175ZM0 45H2V44H0ZM34 45V44H33ZM39 45V46H40ZM54 45H55V43H54ZM53 45V46H54ZM57 45V44H56ZM55 45V46H56ZM60 45H62V44H60ZM26 46H27V43H26ZM25 46V47H26ZM37 46H38V43H37ZM47 46V45H46ZM50 46H52V45H49V47ZM59 46V45H58ZM58 46H56V47H58ZM2 47V46H1ZM13 47V46H12ZM16 48H17V46H15ZM21 48H22V46H20ZM24 47V48H25ZM29 46H27V48H28ZM33 47V46H32ZM35 47V46H34ZM45 47V46H44ZM55 47V48H56ZM61 47V46H60ZM4 48V47H3ZM6 48H9L8 46H6ZM6 48L4 49V50H6ZM16 48H13L14 49V51H13V53L14 52H16L15 50H16ZM19 48V47H18ZM23 48V49H24ZM36 48V47H35ZM43 48V47H42ZM12 49V50H13ZM20 49V48H19ZM23 49H22V51L21 52H23L24 54H25V52L26 51H23ZM34 49V48H33ZM38 49V48H37ZM36 49V50H37ZM40 49V48H39ZM38 49V50H39ZM57 49V48H56ZM8 50H10V48L8 49ZM27 50V49H26ZM29 50V49H28ZM37 50V51H38ZM42 50V49H41ZM50 50H52V47L50 48ZM55 50V49H54ZM58 50V49H57ZM150 50V49H149ZM1 51V50H0ZM18 51V50H17ZM19 51V52H20ZM31 51H32V48H31ZM48 51V50H47ZM58 51H60V50H58ZM57 51V52H58ZM226 51V50H225ZM228 51V50H227ZM231 51V52H230ZM2 52V51H1ZM7 52V54H10L11 55V52L10 53H8L9 51H6ZM6 52L5 51H3L1 54H3L4 55V53L6 54ZM30 51H28V53H29ZM38 52H40V51H38ZM37 52V53H38ZM52 52H54V51H52ZM55 52H56V50H55ZM153 52V51H152ZM235 52V53H236ZM12 53V54H13ZM27 52H26V54H25V56L28 54ZM33 53V52H32ZM34 53H35V51H34ZM34 53H33V56H35L34 55ZM6 54V55H7ZM16 54H17V52H16ZM20 54V53H19ZM31 54V53H30ZM39 54V53H38ZM50 54H51V56H49V57H52V53L50 52ZM153 54V53H152ZM10 55H8L7 57H9ZM43 55V54H42ZM44 55H46V53H44ZM54 55L56 56V54L54 53ZM54 55H53V59H55L56 60V58L54 57ZM222 54H220V57H222L221 56ZM5 56V55H4ZM15 56V55H14ZM17 56V55H16ZM23 56V55H22ZM36 56H37V54H36ZM160 56V55H159ZM225 56V55H224ZM7 57L5 58V60H0V61H2V62H4V61H6V59H7ZM57 57V56H56ZM153 57V56H152ZM0 58H2V57H0ZM14 58V57H13ZM15 58H21V56L19 57V55H18V57H15ZM23 58H24V56H23ZM26 58H28V57H26ZM25 58V59H26ZM31 58V57H30ZM39 58V57H38ZM44 58H46V56L45 57H43V59ZM163 58V57H162ZM224 58V57H223ZM4 59V58H3ZM52 59V58H51ZM50 59V60H51ZM53 59H52V63H48L47 65H48V67H51L50 66V64H53V63H56V62H60V60H58V61H56L55 62V60H54V62H53ZM222 59V58H221ZM226 59V58H225ZM11 60V59H10ZM21 60V59H20ZM28 61H29V59H27ZM33 60H34V58H33ZM38 60V59H37ZM42 60V59H41ZM78 60V59H77ZM81 60V59H80ZM79 60V61H80ZM106 60V59H105ZM104 60V61H105ZM144 60V59H143ZM152 60V59H151ZM156 60V59H155ZM215 60V61H214ZM19 61V60H18ZM24 62H22V66H23V69L25 68V67H29L30 65L32 66V63L31 64H29V62L27 63V62H25V60H23ZM39 61H40V58H39ZM157 61V60H156ZM222 61V60H221ZM13 62V61H12ZM21 62H18V64L19 63H21ZM31 62V61H30ZM34 62H35V60H34ZM1 63V62H0ZM5 63H7V62H5ZM10 63V62H9ZM9 63H8V65H9ZM17 63V62H16ZM36 63V62H35ZM35 63H33V66L32 67H37V66H35L34 64ZM38 63V62H37ZM36 63V65H38ZM40 63V62H39ZM57 64V63H56ZM55 64V67L59 64H57L56 65ZM125 64V63H124ZM156 64V63H155ZM160 64V63H159ZM215 64H216V62H215ZM220 64V63H219ZM7 64H5V66H6ZM14 65H16V64H14ZM27 65V66H26ZM80 65V64H79ZM163 65V64H162ZM4 66V65H3ZM4 66V67H5ZM11 65H9V67H10ZM16 66H18V65H16ZM21 65H19L18 67H20ZM41 66V65H40ZM45 66V65H44ZM43 66V67H44ZM54 66V65H53ZM59 66V65H58ZM57 66V67H58ZM142 66V65H141ZM218 66V65H217ZM4 67H1L2 69L4 68ZM7 67V66H6ZM8 67V68H9ZM112 67V66H111ZM134 67V66H133ZM159 67V66H158ZM12 68V67H11ZM10 68V69H11ZM14 68V67H13ZM12 68V69H13ZM16 68V67H15ZM41 68V67H40ZM54 68V67H53ZM60 68V67H59ZM121 68H123V65H122V67ZM140 68V67H139ZM166 68V67H165ZM4 69H6V68H4ZM20 69V68H19ZM18 69V70H19ZM21 69H22V67H21ZM29 69V68H28ZM33 69H36V68H33ZM42 69H44V68H42ZM41 69V70H42ZM48 69H50V72H51V68H48ZM115 69V68H114ZM143 69V68H142ZM81 70V69H80ZM107 70V69H106ZM121 70V69H120ZM124 70H126V69H124ZM238 70V69H237ZM1 71V70H0ZM4 72H5V70H3ZM12 71V70H11ZM10 71V72H11ZM17 71V70H16ZM30 72L31 71H34V70H32V68H31V70H29ZM46 71V70H45ZM54 71H55V73L57 72V70H55V69H53V73L51 72L50 73V75L51 74H54ZM131 71H132V69H131ZM139 71V70H138ZM160 71V70H159ZM239 71V70H238ZM3 72V73H4ZM7 72H9V71H6L5 72V74L7 73ZM15 72V71H14ZM13 72V73H14ZM18 72V71H17ZM19 72H21L20 70H19ZM18 72V73H19ZM24 72V71H23ZM30 72H24L25 73V77H27V78H31V79H33V80H35V81H33V80H31V81H33V82H39V80H42V79H40V78H42V77H45V73H42V77H37V75H33V72H32V74L30 73ZM42 72V71H41ZM40 72V73H41ZM81 72H83V71H81ZM121 72V71H120ZM126 72V71H125ZM124 72V74H126ZM128 72V71H127ZM163 72V71H162ZM2 73V72H1ZM39 73V72H38ZM164 73V72H163ZM237 73V72H236ZM5 74H3V76L5 75ZM9 74H11L10 76H12V73H9ZM15 74V73H14ZM20 74H22V73H20ZM19 74V75H20ZM37 74V73H36ZM48 74H49V72H48ZM79 74V73H78ZM81 74V73H80ZM82 74H84V72L82 73ZM143 74V73H142ZM44 75V76H43ZM49 75V76H50ZM74 75H76V73L74 74ZM165 75V74H164ZM204 75H206V77L204 76ZM0 76H2V75H0ZM15 76V75H14ZM18 76V75H17ZM39 76V75H38ZM46 76H48V75H46ZM48 76V77H49ZM81 76V75H80ZM84 76H85V74H84ZM118 76H122V73H121V75H117L116 77H118ZM5 77V76H4ZM3 77V78H4ZM16 77V76H15ZM13 78L14 80L16 79V78ZM21 77V76H20ZM47 77V78H48ZM76 77V76H75ZM75 77H74V79H75ZM127 77H129V76H127ZM135 77V76H134ZM2 78V77H1ZM3 78H2V81H3ZM7 78V77H6ZM10 78V77H9ZM8 78V79H9ZM12 78V77H11ZM10 78V79H11ZM18 78H19V76H18ZM54 78H56V77H54ZM53 78V79H54ZM68 78V77H67ZM70 78V77H69ZM72 78V77H71ZM77 80L76 81H73V83H67V81L65 82V80H67V79H65L64 80V82L66 83V84H77V83H75V82H78V75H77ZM83 78V77H82ZM121 78V77H120ZM119 78V79H120ZM133 78V77H132ZM9 79V80H10ZM20 79V78H19ZM26 79V78H25ZM25 79H23V77H22V80H24V82L25 81H27V80H25ZM52 79V78H51ZM53 79H52V81H53ZM109 79V78H108ZM113 79V78H112ZM115 79H117V78H115ZM115 79L113 80V82L112 83H114V81H115ZM118 79V80H119ZM30 80V79H29ZM46 80V79H45ZM55 80V79H54ZM62 80V79H61ZM162 80V79H161ZM160 80V81H161ZM167 80V79H166ZM167 80V81H168ZM210 80V79H209ZM1 81V80H0ZM1 81V82H2ZM6 80H4V82H5ZM21 81V80H20ZM20 81H18V82H20ZM48 81L50 82L51 80L50 79H48ZM81 81V80H80ZM80 81H79V83H80ZM168 81V82H169ZM170 81V82H171ZM10 82V81H9ZM16 82V81H15ZM24 82H23V84H24ZM30 82V81H29ZM41 82V81H40ZM39 82V83H40ZM46 82V81H45ZM54 82V81H53ZM63 82V83H64ZM185 82H186V84H185ZM7 83V82H6ZM10 83H12V82H10ZM14 83V82H13ZM22 83V82H21ZM21 83H19L20 85H21ZM31 83V82H30ZM44 83V82H43ZM52 83V82H51ZM50 83V84H51ZM65 83L63 84V85H65ZM120 83V82H119ZM167 83V82H166ZM3 84V83H2ZM9 84V83H8ZM8 84H5V85H7L8 86ZM18 84V85H19ZM26 84H28V83H26ZM32 84V83H31ZM38 84V83H37ZM62 84V83H61ZM61 84H59L60 86H63V85H61ZM121 84V83H120ZM183 84V85H182ZM4 85V84H3ZM4 85V87H7V86H5ZM13 85H15V84H13ZM17 85V84H16ZM33 85V84H32ZM32 85H30L31 87H32ZM40 85V84H39ZM38 85V86H39ZM52 85V84H51ZM50 85V86H51ZM122 85V84H121ZM164 85V84H163ZM172 85V84H171ZM1 86V85H0ZM24 86H25V84H24ZM40 86H42V84L40 85ZM44 87H45V85H43ZM49 86V85H48ZM49 86V87H50ZM59 86V88H61V90H62V87H60ZM66 86H68V85H66ZM73 86V85H72ZM118 86V85H117ZM120 86V85H119ZM125 86V85H124ZM174 86V85H173ZM2 87V86H1ZM8 87H10V85L8 86ZM14 87V86H13ZM12 87V88H13ZM23 87V86H22ZM27 87H28V85H27ZM47 87V86H46ZM44 88V89H47V88ZM52 87V86H51ZM69 87V86H68ZM71 87V86H70ZM120 87H122V86H120ZM131 87V86H130ZM130 87H129V89H130ZM163 87V86H162ZM11 88V87H10ZM18 88V87H17ZM23 88H25V87H23ZM30 88V87H29ZM53 88V87H52ZM55 89H56V87H54ZM58 88V87H57ZM67 88V87H66ZM76 88V87H75ZM114 88V87H113ZM164 88V87H163ZM7 89V88H6ZM15 89H16V87H15ZM22 89V88H21ZM31 89H33V88H31ZM37 89V88H36ZM36 89H35V91H36ZM39 89H40V87H39ZM43 89V88H42ZM54 89V90H55ZM63 89H64V87H63ZM70 89V88H69ZM69 89H67V90H69ZM72 89V88H71ZM121 89H123V87L121 88ZM129 89H127V90H129ZM5 90V89H4ZM3 90V91H4ZM11 90V89H10ZM10 90H5V92H7V91H10ZM18 90V89H17ZM17 90H15V91H17ZM24 90V89H23ZM22 90V91H23ZM26 90V89H25ZM48 91H49V88L47 89ZM47 90H45V91H47ZM53 90V91H54ZM57 90V89H56ZM59 90V89H58ZM78 90V89H77ZM116 90H119V89H117L116 88ZM166 90V89H165ZM171 90V89H170ZM20 90H18V92H19ZM27 91V90H26ZM30 90H28V92H29ZM34 91V92H35ZM40 91V90H39ZM63 91V90H62ZM82 91V90H81ZM115 91V90H114ZM121 90H119V91H115L116 92V94H117V92H120ZM124 91H125V89H124ZM131 91V90H130ZM11 92H14V91H11ZM18 92H17V94H18ZM21 92V91H20ZM33 92V94L31 93V92H29L30 94H32V97L30 98V99H33V100H36L37 99V93L35 92L34 93ZM58 92V91H57ZM61 92V91H60ZM67 92V91H66ZM71 92H72V90H71ZM113 92V91H112ZM111 92V93H112ZM121 92H123V91H121ZM120 92V93H121ZM0 93H3V95L4 96H1V98H0V101L2 100V102L3 101H6L7 102V100L9 99H7V97L5 96V94H4V92H0ZM39 93V92H38ZM42 93V92H41ZM50 92H48V94H49ZM114 93V92H113ZM125 93V92H124ZM127 93V92H126ZM129 93V92H128ZM171 93H172V91H171ZM8 94H10V93H8ZM12 94V93H11ZM16 94V95H17ZM22 94V93H21ZM20 94V95H21ZM28 94V93H27ZM44 93H42L41 95H43ZM54 94V93H53ZM63 95L65 94V95H67L66 97H68V94H66L65 93V90L63 91V93H62ZM62 94H60V95H62ZM116 94H112V95H114L115 96V98H116ZM26 95V94H25ZM40 94H38V96H41ZM55 95V94H54ZM58 95H59V93H58ZM57 94H56V96H58ZM62 95V96H63ZM65 95L63 96V98H65ZM71 95V94H70ZM119 95V94H118ZM128 95V94H127ZM9 96V95H8ZM13 96V95H12ZM22 96H23V94L21 95V99H22ZM28 96V95H27ZM45 96V95H44ZM47 96V95H46ZM74 96V95H73ZM4 97V98H3ZM10 97V96H9ZM14 97V96H13ZM16 97V96H15ZM18 97H20V96H18ZM17 97V98H18ZM26 97V96H25ZM29 97V96H28ZM50 97V96H49ZM71 97V96H70ZM167 97V96H166ZM11 98V97H10ZM17 98H15V99H17ZM27 98V97H26ZM121 98V97H120ZM162 98V97H161ZM164 98V97H163ZM12 99V98H11ZM20 99V98H19ZM18 99V101H19V103H18V106L20 105V101L21 100H19ZM41 99H42V97H41ZM40 99V100H41ZM57 99H60V96H59V98H57ZM74 99V98H73ZM87 99V98H86ZM210 99V98H209ZM10 100V99H9ZM8 100V101H9ZM39 100V99H38ZM37 100V101H38ZM39 100V101H40ZM63 100V99H62ZM162 100V99H161ZM167 100V99H166ZM17 101V102H18ZM38 101V102H39ZM47 101V100H46ZM45 101V102H46ZM60 101H61V99H60ZM59 101V102H60ZM64 101H67V100H64ZM6 102H5V104H6ZM9 102H11V101H9ZM16 102V101H15ZM25 102V100H23V102L21 101V104H23ZM26 102H27V100H26ZM36 102V101H35ZM48 102V101H47ZM112 102V101H111ZM213 102V101H212ZM1 103V102H0ZM29 103V102H28ZM42 103V102H41ZM66 103V102H65ZM135 103V102H134ZM2 104H4V103H2ZM25 104V103H24ZM31 104H32V100H31ZM33 104H34V102H33ZM36 104L37 103H35V106H36ZM44 102H43V106H44ZM64 104V103H63ZM68 104V103H67ZM122 104V103H121ZM121 104H119V106L121 105ZM17 105V104H16ZM26 105V104H25ZM30 105V104H29ZM28 104L26 105V107H27V109H28V106H29ZM46 105V104H45ZM48 105V104H47ZM66 105V104H65ZM104 105H106V104H104ZM118 105V104H117ZM210 105V104H209ZM10 106V105H9ZM21 106V105H20ZM31 106V105H30ZM29 106V107H30ZM33 106V105H32ZM31 106V107H32ZM35 106H34V108H35ZM67 107H68V105H66ZM65 106V107H66ZM0 107H1V105H0ZM4 107V106H3ZM31 107L29 108V109H31ZM42 107V106H41ZM45 107H47V106H44V109H45ZM49 107V106H48ZM47 107V108H48ZM164 107V106H163ZM17 108V107H16ZM15 108V109H16ZM19 109H20V111H22V108L23 107H18ZM117 108H118V106H117ZM121 108V107H120ZM129 108H131V107H129ZM134 108H135V106H134ZM0 109H2V108H0ZM5 109H8V106H7V108H5ZM10 109V108H9ZM8 109V112H11L10 110ZM29 109H28V111H27V113H29L31 110H33V109H31L30 111H29ZM37 109V108H36ZM49 109V108H48ZM63 109H65V108H63ZM67 109V108H66ZM131 109H133V108H131ZM130 109V110H131ZM136 109V108H135ZM234 109V108H233ZM239 109H240V107H239ZM242 109V108H241ZM40 110V109H39ZM46 111H47V109H45ZM170 110V111H171ZM2 111V110H1ZM3 111H4V109H3ZM25 111V110H24ZM35 111H37V110H35ZM50 111V110H49ZM101 111H103V110H101ZM164 111V113H163V115L164 114H166V112L167 111H165V110H163ZM169 111V110H168ZM19 112V111H18ZM18 112H17V115H18ZM23 112V111H22ZM32 112V111H31ZM29 113V114H22V116L23 115H26L27 116V123H32V121L31 122H29L31 119L33 120V118H35V117H33V118H31V114L32 113ZM45 112V111H44ZM48 112V111H47ZM59 112V111H58ZM62 111H60V113H61ZM240 112H242L241 110H240ZM5 113V112H4ZM25 113V112H24ZM36 112H34L33 113V116H34V114H35ZM38 113H39V111H38ZM37 113V115H39V116H41L42 114L44 115V113H42V111H41V115L40 114H38ZM65 113V112H64ZM238 113V112H237ZM11 113H9V115H10ZM20 114V113H19ZM104 114V113H103ZM242 114V115H243ZM46 115V114H45ZM53 115V114H52ZM61 115V114H60ZM60 115H59V118H60ZM161 115H162V113H161ZM168 115V114H167ZM13 116H15V115H13ZM25 116V117H26ZM38 116V117H39ZM63 116V115H62ZM61 116V117H62ZM68 116V115H67ZM236 116V115H235ZM7 117V116H6ZM38 117H36V118H38ZM43 117V116H42ZM70 117V116H69ZM164 117H167V116H164ZM172 117V116H171ZM242 117V116H241ZM240 117V118H241ZM250 117V116H249ZM5 118V117H4ZM13 118V117H12ZM18 118V119H17ZM17 118H16V120H17V124H18V121L20 122V120H19V118H21V116L20 117H18L17 116ZM23 118V117H22ZM21 118V119H22ZM44 118H45V116H44ZM47 118V117H46ZM49 118V117H48ZM47 118V119H48ZM67 119H68V117H66ZM251 118V117H250ZM250 118H248V120L250 119ZM1 119V118H0ZM14 119V118H13ZM13 119H12V121H13ZM46 119V120H47ZM63 119V118H62ZM71 119V117L69 118V120ZM75 119V118H74ZM73 118H72V120H74ZM77 119V118H76ZM11 120V119H10ZM38 120H39V118H38ZM44 121H45V119H43ZM72 120L71 121H69V125L71 124L72 125V127H73V122H75V121H73L72 122ZM160 120V119H159ZM158 120V121H159ZM171 120H173V123H172V121ZM246 120V119H245ZM244 120V121H245ZM252 120V119H251ZM12 121H11V124H13L12 123ZM22 121V120H21ZM24 121V120H23ZM22 121V122H23ZM163 121V120H162ZM254 121L252 122L253 123V126L255 125L254 124ZM26 122V121H25ZM35 122H36V119H35ZM46 122V121H45ZM61 122H63V120L61 121ZM71 122V123H70ZM110 122V121H109ZM241 122L242 123H244L243 122V120L241 119ZM246 122H247V120H246ZM21 123V122H20ZM67 123V122H66ZM78 123V122H77ZM162 123V124H163ZM172 123V124H171ZM249 123V122H248ZM248 123H247V125H248ZM250 123H251V121H250ZM10 124V125H11ZM22 124H24V123H22ZM21 124V125H22ZM35 124H37V126H38V123H35ZM40 124V123H39ZM44 124V123H43ZM49 124H50V122H49ZM171 124V125H170ZM15 125V124H14ZM23 127H24V125H22ZM29 126V125H28ZM28 126L26 127V130H28ZM44 126V125H43ZM51 125H49V128L51 129V128H53V127H50ZM53 126V125H52ZM75 126V125H74ZM125 126V125H124ZM153 126V125H152ZM155 126H156V124H155ZM154 126V127H155ZM160 126V125H159ZM245 126V125H244ZM261 126V127H262ZM1 127V126H0ZM9 127V126H8ZM17 127V126H16ZM41 126H39V129H37V131L36 132H38V134H39V137H40V135L42 136L41 138H43V140H45V141H47V142H49V143H51V145L55 142V138H54V135L51 133V130L50 131H48L47 129L45 130V129H43L44 127H47L46 125L43 127V128H40ZM78 127H79V125H78ZM80 127H83V125L81 126L80 125ZM80 127H79V130H78V128H77V130L76 131H82V130H80ZM162 127V126H161ZM246 127V126H245ZM244 127V128H245ZM249 127V126H248ZM248 127H246L247 129H244V132L245 131H247L249 128ZM250 127H251V125H250ZM255 127H257V126H255ZM12 128V127H11ZM65 128V127H64ZM70 128V127H69ZM75 128V127H74ZM124 128V127H123ZM243 128V127H242ZM241 128V129H242ZM253 128V127H252ZM260 128V127H259ZM152 129V128H151ZM157 129V128H156ZM155 129V130H156ZM13 130H14V128H13ZM12 130V131H13ZM21 130V129H20ZM24 130H25V128H24ZM55 130V129H54ZM68 130V129H67ZM89 130V129H88ZM90 130H91V127H90ZM89 130V131H90ZM95 130H96V128H95ZM154 130V129H153ZM239 130V129H238ZM256 130V129H255ZM254 130V132H260V130L261 129H258V130H256L255 131ZM4 131V130H3ZM7 131V130H6ZM15 131L16 130H14V133H15ZM30 132H32V130H29ZM29 131L28 132H26V131H24V135H26L27 134V136H28V133H29ZM76 131H74V132H76ZM88 131V132H89ZM93 131V130H92ZM97 131V130H96ZM129 131H131V130H129ZM163 131V133H164V130H162ZM252 130H251V128H250V131L249 132H251ZM0 132H2V131H0ZM22 131H20V133H21ZM25 132H26V134H25ZM34 132V131H33ZM54 132V131H53ZM65 132V131H64ZM69 132H70V130H69ZM69 132H67V134L69 133ZM72 132H73V130H72ZM73 132V133H74ZM243 132V133H244ZM259 132H258V134H259ZM4 133V132H3ZM55 133V132H54ZM79 133V132H78ZM78 133H76V134H78ZM96 133V132H95ZM98 133V132H97ZM149 133H151V132H149ZM148 133V134H149ZM160 133V132H159ZM196 133V132H195ZM236 133V132H235ZM262 133H264V129H263V132ZM16 134V133H15ZM37 134V135H38ZM75 134V135H76ZM89 134V133H88ZM87 134V135H88ZM131 134V133H130ZM165 134V133H164ZM3 135V134H2ZM4 135H5V133H4ZM19 135V134H18ZM22 135H23V133H22ZM60 135V134H59ZM73 135V134H72ZM78 135H80V134H78ZM90 135V134H89ZM151 135V134H150ZM165 135V136H166ZM195 135V134H194ZM245 135H247V134H245ZM251 135H252V133H251ZM254 135H257V134H254ZM259 135H261V133L259 134ZM21 136V135H20ZM20 136H18V137H20ZM31 135H29L28 137H30ZM62 136V135H61ZM60 136V137H61ZM65 136V135H64ZM63 136V137H64ZM74 136V135H73ZM77 136V135H76ZM96 136V135H95ZM100 136V135H99ZM99 136H97V137H99ZM153 136V135H152ZM193 136V135H192ZM199 136H201V135H199ZM16 137V136H15ZM14 137V138H15ZM33 137V136H32ZM62 137V138H63ZM66 137V136H65ZM68 137V136H67ZM67 137H66V139H67ZM79 137V136H78ZM82 137V136H81ZM262 137V136H261ZM1 138V137H0ZM13 138V137H12ZM26 138V136H24V138L23 139H25ZM31 138V137H30ZM57 138H59V136L57 137ZM61 138V139H62ZM172 138H175L176 140L175 141H177V142H175V144L177 143L178 145H175V144H173V140L174 139H172ZM193 138V137H192ZM196 138H198V137H196ZM238 138V137H237ZM254 138V137H253ZM257 138V137H256ZM27 139V138H26ZM25 139V140H26ZM29 139V138H28ZM27 139V140H28ZM35 139V138H34ZM74 139V138H73ZM79 139H82V138H79ZM90 139H91V137H90ZM99 139H101L100 137H99ZM117 139H122V138H117ZM116 139V140H117ZM162 139V137L160 138V140ZM165 139V138H164ZM178 139V140H177ZM261 139V138H260ZM262 139H263V137H262ZM8 140V139H7ZM7 140H5V141H7ZM14 140V139H13ZM21 140V139H20ZM26 140V141H27ZM60 140V139H59ZM58 139H57V142L59 141ZM76 141L73 143L72 141H71V143H73L74 144V146H73V144H72V146L75 148V146H80V147H82L81 149L83 150V149H85L83 146H82V144H80V140H77V139H75ZM112 140V139H111ZM115 140V141H116ZM187 140H190L189 138L187 139ZM195 140V139H194ZM193 140V141H194ZM254 140H256V139H254ZM3 141V140H2ZM22 141L23 140H21V143H22ZM29 141V140H28ZM67 141H68V139H67ZM70 141V140H69ZM68 141V142H69ZM119 141V140H118ZM122 141V140H121ZM164 141V140H163ZM186 141V140H185ZM184 141V142H185ZM11 142V141H10ZM32 142V141H31ZM41 142V141H40ZM64 142V141H63ZM162 142V141H161ZM260 142V141H259ZM258 142V143H259ZM35 143V142H34ZM42 143H43V141H42ZM41 143V144H42ZM46 143V142H45ZM59 143H61V141L60 142H58V145H59ZM65 143H66V141H65ZM81 143H82V140H81ZM119 143V142H118ZM166 143V142H165ZM165 143H164V145H165ZM6 144H7V142H6ZM13 144V143H12ZM30 143H28L27 145H29ZM56 144V143H55ZM54 144V145H55ZM67 145H69L68 143H66ZM80 144V145H79ZM93 144V143H92ZM91 144V145H92ZM124 144V142L122 143V144H120V146L119 147H121V145H123ZM126 144V143H125ZM181 144V143H180ZM191 144V143H190ZM5 145V144H4ZM3 145V146H4ZM15 145V144H14ZM35 145V144H34ZM33 145V147H36V146H34ZM39 145V144H38ZM66 145V146H67ZM86 145V144H85ZM90 145V146H91ZM95 145V144H94ZM118 145V144H117ZM189 145V144H188ZM192 146H194L193 144H191ZM11 146V144L9 145V147ZM32 146V145H31ZM31 146H28V148L30 147L31 148ZM60 146V145H59ZM190 146V145H189ZM6 147V146H5ZM15 147V146H14ZM18 147V146H17ZM25 147V146H24ZM32 147V148H33ZM38 147V146H37ZM36 147V148H37ZM46 147V146H45ZM69 147H71V145L69 146ZM68 147V149H70ZM79 147V148H80ZM87 147V146H86ZM88 147H89V145H88ZM87 147V148H88ZM118 147V146H117ZM126 147V146H125ZM262 147H263V145H262ZM27 148V147H26ZM30 148H29V151H31L30 150ZM36 148H34V149H36ZM65 148V147H64ZM77 148V147H76ZM75 148V149H76ZM78 148V149H79ZM93 148V146L91 147V148H89L90 150ZM132 148V147H131ZM190 147H188L187 149H189ZM264 148V147H263ZM8 149V148H7ZM13 149V148H12ZM17 149V148H16ZM38 149V148H37ZM77 149V150H78ZM88 149V150H89ZM94 149V148H93ZM92 149V150H93ZM125 149V148H124ZM123 149V150H124ZM129 149V148H128ZM82 150H81V152H82ZM119 150V149H118ZM126 150V149H125ZM181 150V151H180ZM184 150H185V147H184ZM196 150V149H195ZM15 151V150H14ZM17 151H19L18 149H17ZM17 151H15V154H16V152ZM21 151V150H20ZM26 151V150H25ZM29 151H27V152H29ZM32 151H34L33 149H32ZM39 151V150H38ZM50 151V150H49ZM55 151V150H54ZM116 151V150H115ZM121 151H122V149H121ZM136 151H137V149H136ZM190 151V150H189ZM191 151H192V148H191ZM2 152V151H1ZM11 152V151H10ZM9 152V153H10ZM24 152V151H23ZM26 152V153H27ZM36 152H37V150H36ZM40 152V151H39ZM38 152V154L39 155H42V154H40ZM43 152V151H42ZM84 152V151H83ZM82 152V153H83ZM86 152H87V150H86ZM92 152L93 151H91L90 153L92 154ZM118 152V151H117ZM123 152V151H122ZM193 152V151H192ZM33 153V152H32ZM70 153V152H69ZM81 153V155L83 156V154ZM115 153V152H114ZM119 153V152H118ZM133 153L134 152H132V155H133ZM190 153V152H189ZM237 153V152H236ZM235 153V154H236ZM22 154V153H21ZM35 154V153H34ZM33 154V155H34ZM48 154V153H47ZM80 154V153H79ZM84 154H85V152H84ZM96 154V153H95ZM117 154V153H116ZM124 154V153H123ZM238 154V153H237ZM12 155H13V153H12ZM17 155V154H16ZM67 155V154H66ZM185 155H186V157H185ZM22 156V155H21ZM26 156H27V154H26ZM31 157H33L32 155H30ZM35 156H36V154H35ZM34 156V157H35ZM53 156V155H52ZM77 156V155H76ZM81 156V157H82ZM91 156V155H90ZM116 156H118V154L116 155ZM122 157H125V156H123V155H121ZM129 156V155H128ZM146 156V155H145ZM164 156V157H165ZM193 156V155H192ZM192 156H190V158L192 157ZM9 157V156H8ZM17 157V156H16ZM23 157V156H22ZM31 157H28V159H26L25 158V161H26V164L29 166V167H31L30 165L32 164L33 165V161H36L39 157L38 156H36L37 157V159L36 158H31ZM54 157V156H53ZM195 157V156H194ZM4 158V157H3ZM2 158V159H3ZM7 158V157H6ZM42 158V156H40V159ZM46 158V157H45ZM110 158V157H109ZM134 158V157H133ZM167 158V157H166ZM8 159H10V157L8 158ZM13 159V158H12ZM16 158L14 157V160H15ZM20 159V158H19ZM22 159V158H21ZM48 159V158H47ZM107 159H108V157H107ZM119 159V158H118ZM171 159H168V160H171ZM186 159V160H185ZM195 159H197V158H195ZM7 160V159H6ZM18 160V159H17ZM16 160V161H17ZM89 160V159H88ZM111 160V159H110ZM113 160V159H112ZM0 161L3 163V162H8V161H5V159H4V161H2L1 159H0ZM24 161V162H25ZM40 161V160H39ZM45 161V160H44ZM53 161V160H52ZM121 161V160H120ZM138 161V160H137ZM145 161V160H144ZM219 161V160H218ZM217 161V162H218ZM231 161V160H230ZM0 162V163H1ZM22 162V161H21ZM23 162V163H24ZM61 162H63V161H61ZM104 162V161H103ZM109 162H114V161H109ZM175 162V163H176ZM210 162H212V161H210ZM210 162H208V163H210ZM214 162V161H213ZM22 163V164H23ZM65 163V162H64ZM116 163H117V161H116ZM116 163H113V164H116ZM219 163V162H218ZM3 164H5V163H3ZM17 164H18V162H17ZM19 164H20V161H19ZM21 164V165H22ZM58 164V163H57ZM112 164V165H113ZM125 164V163H124ZM186 164V163H185ZM193 164V163H192ZM199 164H200V162H199ZM198 164V165H199ZM207 164V163H206ZM205 163H204V165H206ZM223 164V163H222ZM5 165H7V164H5ZM35 165V164H34ZM33 165V166H34ZM43 165V164H42ZM95 165V164H94ZM99 165V164H98ZM119 165V164H118ZM139 165H141V164H139ZM187 165V164H186ZM217 165V164H216ZM221 165V164H220ZM2 166V165H1ZM23 166V165H22ZM32 166V167H33ZM45 166V165H44ZM136 166V165H135ZM145 166V165H144ZM208 164H207V167H206V170H207V168H208ZM211 166V165H210ZM223 166V165H222ZM8 167V166H7ZM14 167H16V166H14ZM19 167H20V165H19ZM26 168H27V166H25ZM24 167V168H25ZM46 167V166H45ZM59 169H58V174H57V183L59 182L60 183V185H62V186H64L65 188V192H66V189H70V188H72L73 187V185H74V182H75V180H74V178L71 176V177H68L67 175L70 173L69 172V167L67 166V165H63V164H60L59 166ZM119 167H120V165H119ZM126 167V166H125ZM146 167H148V166H146ZM195 167V166H194ZM198 167V166H197ZM196 167V168H197ZM213 167V166H212ZM211 167V168H212ZM6 168V167H5ZM10 168V167H9ZM48 168V167H47ZM145 168V167H144ZM202 169V167H199V171ZM223 168V167H222ZM18 169V168H17ZM52 169H53V167H52ZM92 169V168H91ZM146 169V168H145ZM189 169V168H188ZM213 169V168H212ZM1 170V169H0ZM21 170H22V168H21ZM45 170V169H44ZM99 170H100V168H99ZM138 170V169H137ZM142 170V169H141ZM206 170H204V172H199V174H202V176H204V173L206 174ZM208 170H210V169H208ZM15 171V170H14ZM31 171H35V170H30V172ZM46 171V170H45ZM44 171V172H45ZM71 171V170H70ZM75 171V170H74ZM73 171V172H74ZM98 171V170H97ZM151 171V170H150ZM154 171V170H153ZM189 171V170H188ZM198 171V170H197ZM196 171V172H197ZM217 171H218V169H217ZM30 172H28V173H30ZM37 172H38V169H37ZM137 172V171H136ZM143 172V171H142ZM141 172V173H142ZM190 172V171H189ZM14 173V172H13ZM45 173H47V171L45 172ZM52 173H53V171H52ZM192 173H195L194 171L192 172ZM31 174L33 175L32 177H29V179H31V180H36V176H35V174H34V172L32 173L31 172ZM95 174V173H94ZM114 174H116V171H114ZM114 174H113V176H114ZM139 174V173H138ZM148 174V173H147ZM153 174V173H152ZM196 174V173H195ZM195 174H192V175H195ZM207 174H209V173H207ZM217 174V173H216ZM23 175V174H22ZM40 175V174H39ZM47 175H48V173H47ZM70 175V174H69ZM73 175V174H72ZM93 175V174H92ZM118 175V171H117V174H116V176ZM155 175V174H154ZM56 176V175H55ZM115 176V177H116ZM133 176V175H132ZM135 176V175H134ZM133 176V177H134ZM140 176V175H139ZM152 176V175H151ZM200 176V175H199ZM4 177V176H3ZM16 177V176H15ZM23 177V176H22ZM28 177V176H27ZM40 177V176H39ZM38 177V178H39ZM44 177V176H43ZM48 178H49V176H47ZM66 177H68V178H70V181H67V180H64ZM96 177V176H95ZM114 177V178H115ZM122 177V176H121ZM133 177H131V178H133ZM137 177V176H136ZM154 177V176H153ZM185 177V176H184ZM188 177H192V176H188ZM37 178V179H38ZM75 178H76V176H75ZM86 178V177H85ZM109 178H110V176H109ZM140 178V177H139ZM142 178V177H141ZM159 178H161V177H159ZM194 178V177H193ZM199 178V177H198ZM12 179V178H11ZM50 179V178H49ZM55 179V178H54ZM79 179V178H78ZM111 179H113L112 177H111ZM110 179V180H111ZM135 179H137V178H135ZM99 180V179H98ZM116 180V179H115ZM140 180V179H139ZM152 180V179H151ZM183 180V179H182ZM191 180V179H190ZM194 180V179H193ZM96 181V180H95ZM189 181V180H188ZM204 181V180H203ZM202 181V182H203ZM1 182V181H0ZM62 182V183H61ZM83 182V181H82ZM123 182V181H122ZM129 182H131V181H129ZM182 182V181H181ZM186 182V181H185ZM194 182V181H193ZM8 183V182H7ZM21 183H22V181H21ZM32 183V182H31ZM46 183V182H45ZM51 183V182H50ZM58 183V184H59ZM86 183V182H85ZM135 183V182H134ZM191 183V182H190ZM47 184V183H46ZM57 184V185H58ZM82 184V183H81ZM95 184V183H94ZM166 184V183H165ZM174 184H175V182H174ZM15 185H17V187H18V185H19V183H17V184H15ZM85 185V184H84ZM106 185V184H105ZM115 185H116V183H115ZM127 185V184H126ZM129 185H131V184H129ZM132 185H133V183H132ZM144 185H146V184H144ZM173 185V184H172ZM21 186V185H20ZM25 186V185H24ZM31 186V185H30ZM62 186H61V188H62ZM120 186V185H119ZM135 186V185H134ZM179 186V185H178ZM15 187V186H14ZM58 187H60V186H58ZM116 187V186H115ZM131 187V186H130ZM133 187V186H132ZM140 187H142V186H140ZM13 188V187H12ZM28 188V187H27ZM40 189H41V187H39ZM46 188V187H45ZM50 188V187H49ZM148 188V187H147ZM34 189V188H33ZM51 189V188H50ZM92 189V188H91ZM103 189V188H102ZM102 189H99V190H102ZM109 189V188H108ZM119 189V188H118ZM145 189V188H144ZM154 189V188H153ZM173 189V188H172ZM186 189V188H185ZM188 189H189V187H188ZM43 190V189H42ZM61 190V189H60ZM115 190V189H114ZM131 190V189H130ZM174 190V189H173ZM177 190V189H176ZM264 190V189H263ZM33 191V190H32ZM71 191V190H70ZM104 191V190H103ZM28 192V191H27ZM36 192V191H35ZM42 192V191H41ZM51 192V191H50ZM80 192V191H79ZM90 192V191H89ZM117 192V191H116ZM173 192V191H172ZM175 192V191H174ZM183 192V191H182ZM16 193V192H15ZM37 193V192H36ZM63 193V192H62ZM68 193V192H67ZM106 193V192H105ZM115 193V192H114ZM132 193V192H131ZM135 193H136V191H135ZM134 193V194H135ZM168 193H170V192H168ZM263 194H261V196H263V200H262V203H263V208L262 209H260V210H258L257 209V213H259V214H257L258 216V224H257V226L256 227H253V229H255V228H257L256 230H257V233L254 235V236H252L253 238H252V240L250 239V241H253L251 244H249V245H253V246H251V248H252V251L254 252V253H252V254H256V255H258L259 256V260L260 259H263L262 261V264H264V192H262ZM6 194V193H5ZM20 194V193H19ZM31 194V193H30ZM35 194V193H34ZM40 194H42V193H40ZM49 194V193H48ZM110 194V193H109ZM117 194V193H116ZM156 194H158L159 195V193H156ZM174 194V193H173ZM184 194V193H183ZM44 195V194H43ZM46 195V194H45ZM60 195H62V194H60ZM96 195H97V193H96ZM113 195H115V194H113ZM113 195H111L112 197H113ZM118 195V194H117ZM128 195V194H127ZM130 195V194H129ZM2 196V195H1ZM12 196V195H11ZM14 196V195H13ZM37 196V195H36ZM53 196V195H52ZM67 196V195H66ZM131 196V195H130ZM129 196V197H130ZM135 196H137V195H135ZM146 196V195H145ZM155 196V195H154ZM172 196H174V195H172ZM23 197V196H22ZM76 197V196H75ZM117 197V196H116ZM7 198V197H6ZM24 198V197H23ZM26 198V197H25ZM97 198V197H96ZM110 199L111 197H107V199ZM122 198V197H121ZM123 198H125V197H123ZM131 198H133V197H131ZM135 198V197H134ZM128 199H130V198H128ZM127 199V200H128ZM150 199V198H149ZM153 199V198H152ZM151 199V200H152ZM161 199H164L163 197L162 198H160L159 200H161ZM261 199V198H260ZM10 200V199H9ZM18 200V199H17ZM16 200V201H17ZM27 200H29V199H27ZM26 200V201H27ZM64 200V199H63ZM69 200V199H68ZM73 200H75V199H73ZM85 200V199H84ZM100 200V199H99ZM132 200V199H131ZM165 200V199H164ZM173 200V199H172ZM174 200H175V198H174ZM6 201V200H5ZM65 201V200H64ZM87 201V200H86ZM108 202H109V200H107ZM124 201V200H123ZM130 201V200H129ZM150 201V200H149ZM148 201V203H150ZM153 201V200H152ZM151 201V202H152ZM154 201L156 202V200L154 199ZM163 201V200H162ZM14 202V201H13ZM19 202V201H18ZM33 202V201H32ZM53 202V201H52ZM60 202V201H59ZM66 202H67V199H66ZM70 202V201H69ZM113 202V201H112ZM122 202V201H121ZM186 202V201H185ZM3 203V202H2ZM16 203V202H15ZM21 203V202H20ZM25 203V202H24ZM38 204H39V202H37ZM42 203V202H41ZM40 203V204H41ZM55 203V202H54ZM70 203H72V202H70ZM81 203H83V202H81ZM95 203V202H94ZM129 203V202H128ZM146 203V202H145ZM147 203V204H148ZM162 203V202H161ZM9 204H11V203H9ZM59 204V203H58ZM67 204V203H66ZM69 204V203H68ZM90 204V203H89ZM111 204V203H110ZM151 204H153V203H151ZM150 204V205H151ZM156 203H154V205L153 206H156L155 205ZM30 205V204H29ZM43 205V204H42ZM56 205V204H55ZM59 205H61V203L59 204ZM97 205V204H96ZM127 205V204H126ZM137 205V204H136ZM149 205V204H148ZM181 204H179L178 206H180ZM23 206V205H22ZM64 206H66L65 204H64ZM63 206V207H64ZM69 206V205H68ZM70 206H71V204H70ZM130 206V205H129ZM152 206V205H151ZM152 206V207H153ZM158 206V205H157ZM163 206V205H162ZM161 206V207H162ZM10 207V206H9ZM26 207V206H25ZM29 207V206H28ZM43 207H44V205H43ZM46 207V206H45ZM62 207V206H61ZM67 207V206H66ZM115 207V206H114ZM114 207H112V208H114ZM146 207V206H145ZM149 208H151L150 206H148ZM170 207H171V205H170ZM15 208V207H14ZM23 208V207H22ZM51 208V207H50ZM65 208V207H64ZM75 208V207H74ZM73 208V209H74ZM125 208V207H124ZM154 208V207H153ZM152 208V209H153ZM160 208V207H159ZM163 208V207H162ZM166 208H167V206H166ZM260 208V207H259ZM36 209V208H35ZM61 209V208H60ZM58 210V211H61V210ZM67 209V208H66ZM97 208H94L93 209V211H92V213H91V215L93 216V218H91V219H96L95 217V215H97L96 213L98 212L97 210H96ZM119 209V208H118ZM155 209V208H154ZM1 210V209H0ZM31 210V209H30ZM62 210H64V209H62ZM113 210V209H112ZM178 210H179V208H178ZM7 211V210H6ZM11 211V210H10ZM25 211H26V209H25ZM28 211V210H27ZM32 211V210H31ZM31 211H28V212H31ZM65 211V210H64ZM91 211V210H90ZM161 211H163V210H161ZM259 211V212H258ZM14 212V211H13ZM17 212V211H16ZM33 212H34V210H33ZM45 212V211H44ZM108 212H109V210H108ZM110 212H111V208H110ZM149 212V211H148ZM151 212H152V210H151ZM176 212V211H175ZM174 212V213H175ZM10 213V212H9ZM27 213V212H26ZM32 213V212H31ZM34 213H37V216H39L38 215V212H34ZM34 213H32L33 214V216H34ZM62 212H60V214H61ZM75 213V212H74ZM127 213H128V211H127ZM146 213V212H145ZM144 213V214H145ZM154 213V212H153ZM174 213H172V214H174ZM183 213H185V212H183ZM251 213V212H250ZM49 214V213H48ZM71 214V213H70ZM69 214V215H70ZM100 214V213H99ZM118 214V213H117ZM138 214V213H137ZM158 214H159V212H158ZM15 215H16V213H15ZM101 215V214H100ZM148 215V214H147ZM150 215V214H149ZM149 215H148V217H149ZM154 215V214H153ZM152 215V216H153ZM165 216H166V214H164ZM185 215H186V213H185ZM202 215V214H201ZM8 216V215H7ZM21 216V215H20ZM27 216V215H26ZM33 216H31V217H33ZM44 216V215H43ZM42 216V217H43ZM79 216V215H78ZM83 216V215H82ZM108 216V215H107ZM112 216V215H111ZM173 216V215H172ZM30 217V216H29ZM39 217H41V214H40V216ZM46 217V216H45ZM70 217V216H69ZM81 217V216H80ZM86 217V216H85ZM85 217H81V218H85ZM101 217V216H100ZM105 217V216H104ZM104 217H103V219H104ZM109 217V216H108ZM158 217V216H157ZM159 217H161V216H159ZM162 217H163V214H162ZM169 217H171V216H169ZM185 217V216H184ZM249 217H251V215L249 216ZM248 217V218H249ZM38 218V217H37ZM49 218V217H48ZM78 217H77V215H76V219H77ZM106 218V217H105ZM150 218H151V216H150ZM154 218V217H153ZM166 218V217H165ZM164 217H163V220L165 219ZM176 218V217H175ZM178 218V217H177ZM252 218V217H251ZM32 219V218H31ZM35 219H36V217H35ZM35 219H33V220H35ZM44 219V218H43ZM54 219V218H53ZM99 219V218H98ZM98 219H96V221L98 220ZM107 219V218H106ZM130 219V218H129ZM146 219V218H145ZM167 219H170V218H168L167 217ZM184 219V218H183ZM255 219V218H254ZM12 220V219H11ZM38 220H40V221H42L43 222V220H42V218L40 219H37V221ZM45 220H47V218L45 219ZM49 221L51 220V219H48ZM101 220V219H100ZM99 220V221H100ZM115 220V219H114ZM141 220V219H140ZM151 221H153L152 219H150ZM174 220H176V219H174ZM178 220V219H177ZM179 220H181V218L179 219ZM201 220V219H200ZM250 220V219H249ZM24 221H26V220H24ZM56 221V220H55ZM61 221V220H60ZM72 221V220H71ZM76 221V220H75ZM78 221V220H77ZM88 221V220H87ZM91 221V220H90ZM103 222H102V224L101 225H103V223L105 222L104 220H102ZM155 221V220H154ZM257 221V220H256ZM4 222H6V220H4ZM10 222V221H9ZM13 222V221H12ZM17 222H19V221H17ZM39 222V221H38ZM48 222V221H47ZM52 222H53V220H52ZM64 222V221H63ZM70 222V221H69ZM89 222V221H88ZM98 222V221H97ZM96 222V223H97ZM138 222V221H137ZM171 222H172V220H171ZM253 222H255V221H253ZM23 223V222H22ZM40 223V222H39ZM38 223V224H39ZM66 223V222H65ZM72 223V222H71ZM76 223V225H77V222H74V223H72V224H75ZM80 223V222H79ZM82 223V222H81ZM85 223V222H84ZM99 223H101V221L99 222ZM106 223H108V222H106ZM110 223V222H109ZM115 223V222H114ZM154 223V222H153ZM174 223V222H173ZM184 223V222H183ZM9 224V223H8ZM46 224V223H45ZM48 224H50L49 222H48ZM56 224V223H55ZM141 224V223H140ZM166 224V223H165ZM165 224H164V226H165ZM195 224V223H194ZM197 224H198V222H197ZM202 224V223H201ZM251 224V223H250ZM249 224V225H250ZM254 224V223H253ZM4 225V224H3ZM23 225H25V224H23ZM23 225H21V226H23ZM54 225V224H53ZM57 225V224H56ZM69 225V224H68ZM82 225H83V223H82ZM85 225V224H84ZM97 225V224H96ZM113 225H115V224H113ZM118 225V224H117ZM142 225V224H141ZM156 225V224H155ZM171 225H174V224H171ZM170 225V226H171ZM200 225V224H199ZM209 225V224H208ZM5 226V225H4ZM14 226V225H13ZM28 226V225H27ZM41 226H43V224H41ZM41 226L39 227V229L41 228ZM47 226V225H46ZM58 226V225H57ZM56 226V227H57ZM60 226V225H59ZM80 226V225H79ZM106 226V225H105ZM127 226V225H126ZM160 226V225H159ZM167 226V225H166ZM169 226V225H168ZM170 226H169V228H170ZM251 226H252V224H251ZM9 227H10V225H9ZM37 227H38V225H37ZM49 227H50V225H49ZM55 228V225L54 226H52V228ZM72 227H73V225H72ZM74 227H75V225H74ZM77 227V226H76ZM82 227V226H81ZM118 227V226H117ZM139 227V226H138ZM176 227V226H175ZM220 227V226H219ZM14 228V227H13ZM34 228V227H33ZM43 228V227H42ZM53 228V229H54ZM58 228V227H57ZM64 228V227H63ZM99 228H101V227H99ZM120 228V227H119ZM155 228H157L156 226H155ZM155 228H154V230H155ZM174 227L172 226V229H173ZM178 228H179V226H178ZM184 228V227H183ZM194 228V227H193ZM18 229H20L19 227H18ZM45 229V228H44ZM50 229H51V227H50ZM56 229V228H55ZM60 229V228H59ZM62 229V228H61ZM82 229V228H81ZM83 229H84V227H83ZM86 229V228H85ZM97 229V228H96ZM108 229H112V228H110V226L108 227ZM124 229H126V228H124ZM139 229V228H138ZM147 229V228H146ZM172 229L170 230V231H172ZM185 229V228H184ZM251 229V228H250ZM21 230V229H20ZM64 230V233H65V236L64 235H62V236H64V238H62L61 236H58V238H60L61 239V241H62V239L64 240V244H65V248H64V246H62L60 249L58 248H56L57 250H55V249H50L49 247V249H46L47 248V246H45L44 248H45V250L41 253V251H39V249H38V251H39V253H36L35 255L34 254H32L31 255V251L33 250H31V251H28L26 254H27V258H24V262L23 263H21L20 261L22 260L23 261V258L22 259H20V261H17V264H104L103 262L104 261H102V259H100V258H102V257H100V256H102V254L100 255L99 254V251H98V249L100 248H96L95 247V242H93V241H91L90 240V242L88 241L87 242V240L85 239L86 237L84 236V235H82V234H84L81 230H79V228L77 229V228H75L73 231H72V228H71V226L70 227H68L67 225L65 226V228L63 229ZM63 230H60V232L62 233L63 232ZM103 230V229H102ZM119 230V229H118ZM143 230H144V228H143ZM142 230V231H143ZM159 230V229H158ZM160 230H161V228H160ZM166 230H167V228H166ZM179 230V229H178ZM178 230H175V231H178ZM255 230V231H256ZM22 231V230H21ZM24 231H26L25 229H24ZM33 231V230H32ZM39 230H37V233H41L40 231L38 232ZM90 231V230H89ZM96 231H98V230H96ZM162 231V230H161ZM163 231H164V229H163ZM168 231V230H167ZM43 232V231H42ZM45 232V231H44ZM43 232V233H44ZM47 232V231H46ZM53 232H55L56 233V231L54 230ZM58 232V231H57ZM88 232V231H87ZM103 232H105V231H103ZM153 232H155V231H153ZM157 232V231H156ZM160 232V231H159ZM169 232V231H168ZM245 232H246V230H245ZM254 232V231H253ZM253 232H252V235H253ZM42 233V235H44ZM54 233V234H55ZM59 233V232H58ZM61 233H59L60 235H61ZM113 233V232H112ZM123 233V232H122ZM125 233V232H124ZM133 233V232H132ZM162 233V232H161ZM179 233V232H178ZM180 233H181V230H180ZM187 233V232H186ZM88 234H90V232L88 233ZM121 234V233H120ZM126 234V233H125ZM151 234V233H150ZM176 234V233H175ZM248 234V233H247ZM38 235H40V236H42L41 234H38ZM103 235V234H102ZM113 235V234H112ZM115 235V234H114ZM148 235V234H147ZM167 235H168V233H167ZM50 236V235H49ZM55 236H56V234H55ZM54 236V238H57V236L55 237ZM82 236H84L85 238H83L82 239ZM245 236V235H244ZM4 237V236H3ZM36 237V236H35ZM39 236H37V238H38ZM111 237V236H110ZM109 237V238H110ZM123 237V236H122ZM174 237V236H173ZM173 237H172V239H173ZM177 237V236H176ZM176 237H175V239H176ZM181 237V236H180ZM187 237V236H186ZM205 237V236H204ZM249 237V236H248ZM7 237H5V239H6ZM24 238H25V236H24ZM37 238H36V240H37ZM42 238V237H41ZM57 238V239H58ZM102 238V237H101ZM125 238V237H124ZM161 238V237H160ZM178 238V237H177ZM184 238V237H183ZM27 239V238H26ZM40 239V238H39ZM74 239V240H73ZM82 239V240H81ZM92 239V238H91ZM107 239V238H106ZM119 239H120V237H119ZM174 239V240H175ZM185 239V238H184ZM203 239V238H202ZM19 240V239H18ZM35 240V239H34ZM42 240V242H43V238L41 239ZM56 240V239H55ZM70 240H73L74 241V245L71 247V245H70ZM123 240V239H122ZM128 240V239H127ZM149 240V239H148ZM152 240V239H151ZM169 240V239H168ZM173 240V241H174ZM190 240V239H189ZM193 240V239H192ZM206 240V239H205ZM247 240V239H246ZM20 241V240H19ZM29 241V240H28ZM52 241V240H51ZM57 241V240H56ZM59 241V240H58ZM76 241V242H75ZM109 241V240H108ZM114 241V240H113ZM125 241V240H124ZM143 241V240H142ZM184 241H186V242H184V243H182V245L183 246H185V247H188L190 244V242L188 241L187 242V240H184ZM2 242H4V241H2ZM23 242V241H22ZM39 242H40V240H39ZM38 242V243H39ZM46 242V241H45ZM139 242V241H138ZM150 242V241H149ZM169 242H172L171 240H169ZM178 242H180V241H177L176 243H178ZM248 242V241H247ZM246 241H245V244L244 245H248V243H247ZM32 243V242H31ZM36 243H37V241H36ZM41 243V242H40ZM106 242L104 241V244H105ZM112 243V242H111ZM117 243V242H116ZM202 243V242H201ZM200 243V244H201ZM247 243V244H246ZM42 244V243H41ZM48 244V243H47ZM57 244V247H60V246H58V245H60V243L58 244V243H54V245H56ZM62 244V243H61ZM134 244V243H133ZM162 244V243H161ZM164 244H166V243H164ZM164 244H162V245H164ZM171 244V243H170ZM174 243H172V245H173ZM193 244H195L194 242H193ZM200 244L198 245V246H200ZM242 244V243H241ZM19 245V244H18ZM44 245V244H43ZM52 245H53V243H52ZM70 245V246H69ZM106 245V244H105ZM104 245V246H105ZM115 245V244H114ZM130 245V244H129ZM175 245V244H174ZM179 245H181V244H179ZM179 245H177V246H179ZM202 245H204V244H202ZM10 246V245H9ZM35 246V245H34ZM49 246H50V244H49ZM104 246H102L103 248H104ZM110 246V245H109ZM122 246V245H121ZM125 246V245H124ZM171 246V245H170ZM16 247V246H15ZM106 247H107V245H106ZM113 247V246H112ZM137 247H138V245H137ZM243 247V246H242ZM245 247V246H244ZM32 248V247H31ZM52 248V247H51ZM63 248V249H62ZM170 248V247H169ZM169 248H167V249H169ZM192 248H194V247H192ZM192 248L190 249V250H192ZM199 248V247H198ZM14 249V248H13ZM28 249V248H27ZM36 249H37V247H36ZM102 249V248H101ZM123 249V248H122ZM152 249H153V247H152ZM159 249H161L160 247L157 249V250H159ZM18 250H19V248H18ZM35 250V249H34ZM40 250H41V248H40ZM112 250V249H111ZM126 250V249H125ZM124 250V251H125ZM156 249H154V252H156L155 251ZM162 250V249H161ZM160 250V251H161ZM166 250V249H165ZM170 250V249H169ZM174 250V249H173ZM172 249H171V251H173ZM200 250V249H199ZM246 250V249H245ZM24 251V250H23ZM102 251V250H101ZM100 251V252H101ZM104 251H105V249H104ZM107 251V250H106ZM143 251H145L144 249H143ZM178 251H180V249H178ZM7 252V251H6ZM16 252V251H15ZM20 252V251H19ZM34 252V251H33ZM37 252V251H36ZM119 252V251H118ZM126 252V251H125ZM158 252V251H157ZM156 252V253H157ZM162 252H163V250H162ZM167 252V251H166ZM165 252V253H166ZM175 252V251H174ZM201 252V251H200ZM199 252V253H200ZM219 252V251H218ZM18 253V252H17ZM35 253V252H34ZM101 253H103V252H101ZM105 253V252H104ZM107 253V252H106ZM109 253V252H108ZM111 253V252H110ZM145 253V252H144ZM143 253V254H144ZM152 253H153V251H152ZM160 253V252H159ZM216 253V252H215ZM250 253H251V251H250ZM249 253V254H250ZM4 254V253H3ZM154 254V253H153ZM153 254H151V255H153ZM191 254H192V252H191ZM198 254V253H197ZM240 254V253H239ZM244 254V253H243ZM251 254V255H252ZM23 255V254H22ZM100 255V256H99ZM110 255V254H109ZM127 255V254H126ZM136 255V254H135ZM138 255V254H137ZM147 255V254H146ZM166 255H167V253H166ZM178 255V254H177ZM5 256V255H4ZM4 256L2 257V258H4ZM8 256H9V254H8ZM29 256V257H28ZM104 257H105V255H103ZM108 256V255H107ZM121 256V255H120ZM154 256V255H153ZM155 256L156 257H158L159 258V256H160V254L157 256V254H155ZM171 256V255H170ZM176 256V255H175ZM241 256H243V255H241ZM250 256V255H249ZM12 257V256H11ZM111 257H112V255H111ZM113 257H114V255H113ZM112 257V258H113ZM115 257H117V255H115ZM137 257V256H136ZM135 256H134V258H136ZM173 257V256H172ZM186 257V256H185ZM246 257V256H245ZM252 257V256H251ZM253 257H254V255H253ZM252 257V258H253ZM117 258H119V257H117ZM124 258V257H123ZM126 258L127 257H125V260H126ZM133 258V259H134ZM147 258V257H146ZM163 259V258H165V256H163L162 257V255H161V257H160V259ZM171 258V257H170ZM5 259H8L7 257H5ZM106 259H107V257H106ZM111 259V258H110ZM254 259V258H253ZM3 260V259H2ZM19 260V259H18ZM104 260H105V258H104ZM113 260V259H112ZM114 260H115V258H114ZM127 260H129L130 261V259H127ZM158 260V259H157ZM165 260V259H164ZM163 260V261H164ZM171 260V259H170ZM245 260H248V259H245ZM249 260H251V259H249ZM106 261V260H105ZM197 261V260H196ZM200 261V260H199ZM231 261V260H230ZM239 261V260H238ZM241 261H242V258H241ZM241 261H240V263H241ZM255 260H252L251 262H254ZM1 263L0 264H4L3 262H5V261H0ZM20 262V263H19ZM107 262H108V259H107ZM112 262V261H111ZM127 262V261H126ZM138 262V261H137ZM165 262H167L166 260H165ZM176 262V261H175ZM180 262V261H179ZM192 262V261H191ZM243 262V261H242ZM261 262V261H260ZM260 262H258V263H260ZM7 263L9 264V262L7 261ZM115 263V262H114ZM130 263V262H129ZM128 262L127 263H125V264H129ZM145 263V262H144ZM148 263V262H147ZM158 263V262H157ZM161 263H162V261H161ZM170 263V262H169ZM172 263V262H171ZM173 263H174V261H173ZM244 263V262H243ZM257 263V262H256ZM6 264V263H5ZM107 264V263H106ZM110 264H113V262L112 263H110ZM122 264V263H121ZM131 264V263H130ZM133 264V263H132ZM176 264V263H175ZM253 264H255V262L253 263Z\"/></svg>",
    "mask_w": 264,
    "mask_h": 264
}]
</instances>
